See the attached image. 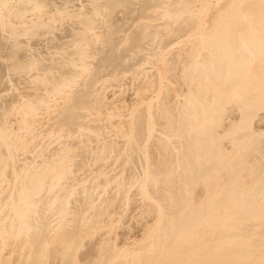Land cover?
Segmentation results:
<instances>
[{
  "label": "bare ground",
  "instance_id": "6f19581e",
  "mask_svg": "<svg viewBox=\"0 0 264 264\" xmlns=\"http://www.w3.org/2000/svg\"><path fill=\"white\" fill-rule=\"evenodd\" d=\"M8 1H10V0H8ZM19 1H20L19 3L21 5H23V7L26 5L25 3H27L28 5L31 4V3H32V5L33 4H38L39 5V4L45 2V0H19ZM89 1H91V0H89ZM177 1L181 2L182 4H184V2H186L187 0H177ZM50 2L54 3L55 1L51 0ZM103 2H104V0H103ZM109 2H110V5H111V9L112 8H116L119 5H122L124 7L129 8L130 5H131V0H110ZM256 2H257V5L260 6V4H259L260 1L259 0L258 1L255 0V3ZM49 3H48V0H47V3L45 4V6L47 4H49ZM53 3H52V5L55 6L56 4H53ZM105 3L106 2H104V4ZM155 3H156L155 0H141L140 1V8H139L140 12L143 13V14L152 15V12H151L150 9ZM263 3L264 2H262V5H264ZM233 4H235V3H233ZM233 4H232V7H233L232 9H234V7L237 8L235 5L233 6ZM5 5L7 6V0H0V11L4 7L6 8ZM205 5H207V4H205ZM229 5H231V3H229ZM229 5H227V6H229ZM238 5L240 6V4H238ZM39 6L41 7V5H39ZM45 6H44V8H46ZM48 6H49L48 9L51 10L50 9V8H52V7H50L51 3ZM102 6H104V5H102ZM225 6L226 5L224 4L222 9L225 8ZM239 6H238V8H239ZM258 6H257V8H258ZM261 6L259 7L260 8L259 9L260 12L258 11L259 13H257V11H256L257 8H256V6H254V9L256 8L255 10L253 9L255 11V15L258 14V16L254 17V18H251L252 16L251 17L249 16L251 12L248 15V13L244 12V9H243V12L246 13V14L241 12V14H236L234 17L231 16L230 18H228V15H227L226 18H228V19H225V17H221L220 18V16L223 15L222 13H221L222 15L219 14L220 16L217 15V17L220 18L221 20L219 19L220 20L219 21L218 18H217L216 19L217 21L215 23V25L217 24L216 25L217 27L214 25L215 28L213 26L212 27L214 29L211 28V32L213 30H216L215 32H217V33H213V34H216V36H214L212 34L213 36L210 37L211 35H210V32H209L207 39H209V37H210V40H207L208 42H206L207 45H208V49H209L208 53L210 52V55H211L210 59L207 60V58L209 56H207V57L204 56L205 57V61L202 60L203 62H199L198 61L199 57L197 56L198 53L196 54V51H191V49H190V51L188 50L189 52H186L187 54H185L186 56L184 55L185 56L184 58L183 57H179V56H178V60H175V58L173 59V57L171 58V60L173 59V61H171L172 66L169 69V72L166 71L168 65L166 67L164 65L163 68L165 69L164 71H166L165 74H167V73L170 74L172 71H175L176 69L180 68V70L178 69L179 70V74L181 72L180 78L183 77L181 80L185 79L186 80L185 83H187V85H189V88L187 86L188 89H187V91L185 93L183 91H185L186 88H185V90H183L184 88H183V86H181L180 87L182 89V91H181V89H179L178 86H177V89L180 92L177 91V93H175V94H177L176 96H178V94L183 92V94L181 93L182 97H184L183 96L184 94H185V97H186L185 100H184V98L182 99L183 100L182 102L180 100V98H182V97H179L178 100H180L179 102H181L180 104L178 103L179 105L175 104L176 102L175 103L173 102L174 98H172L171 95H170L172 93V91L171 90H167V91L164 90L165 93L162 91V93H164V94H163V96H162V98L160 100V104L158 103L159 105H158V107H156V109H154V108L152 109V107H151L152 106L151 103L153 102V100L150 101L151 103L148 102V103H150V105L147 104V106L140 105L142 107H138L139 104L136 105V106H129V107H131V109L129 108L130 112L128 111L129 113H127V111L125 110L126 111L125 113L128 114V118L126 117L127 118L126 120L124 119V121L122 123L117 125V127H121L120 129L119 128L116 129L117 128V127H115L116 124H113L112 123L113 121L111 122V120H110V123H112L114 128L112 127V125H110V127H112L113 130L116 129L117 131L119 130L118 132H120V133L117 132L116 136L119 137L118 134H120V135L123 136V139L125 138L124 140L123 139L120 140V141L123 140V144L121 142H119V141H116V142H119L120 144H122L121 151H120L122 156L127 157V159H132V160H135V161L138 160L139 161L138 163L140 164L142 162L140 157L145 155V151H144L145 148H146V150H148L147 148L153 147L154 149H156V153H158V155L156 157L155 164H154L155 168L153 167L154 170L151 169L154 161L150 158L153 161V163H152V165H150L151 167L149 166V169H151L153 171V172L151 171V173H153V175L151 176L150 175L151 173H149V175H148V172H146V170L148 171L147 165L144 166V167H147V169L143 171L144 168L141 167V164H140L141 169L143 168L142 172H140V173L144 172L143 174L146 177L144 178V180H145L144 183H143V181L142 182L139 181L137 183H140V182L143 183V185L142 184L140 185V187L142 186L141 187L142 188L141 191H143L141 193L148 194L150 196V197H147L148 201L153 199V202L155 201V203H153V204L156 205V206L155 205L154 206L157 207V209H160L161 212L162 211H166V209H167V211L164 213L167 216V218L165 217V220H164L163 214H161L163 218H161L160 217L161 215L159 214L160 218L156 216L158 218V220H156L157 218L153 214V216L156 218L155 220L157 221V225H155L153 227H157V230L154 228L156 231H155V233H152V235L150 236V239H149L150 242H148L149 240H147L148 243H146L145 241H146L147 238H149V236L148 237L146 236L147 238L145 240H143L146 244L143 242L145 244L143 246V244L141 243V245H142L141 247L142 248H139L141 250H139V251L137 250V252L134 249H133V251L132 250L131 251L130 250L127 251V249L123 250L122 246L123 245L125 246L126 245L125 243L123 245H120L121 246L120 247V246H118L119 243H117L116 240H113V242H112L111 241L112 239L109 236L106 235V233L109 230H113L116 226L115 227L112 226V228L114 227L113 229L108 228V231H106L107 230L106 229L105 230L106 233L103 230V233L106 235L105 237L106 238L109 237V238L105 239L104 236H103L104 234H103L102 236H103V239H105V241L100 238L101 241H103V242H101V243L99 242L98 248H97V245L96 246H92L91 245L94 248L96 247V249H98V250H99V247H100L103 251H105V252L108 251L107 253H105V252L102 253V251H97L96 250L97 253L99 252V254L96 255L97 253L95 252L96 253L95 254L96 258L92 259V257H94L93 256L94 253L91 251L92 248H89L88 251L85 250V252H83V253L78 250V249H80L81 246L85 245L86 241H87L86 243H88V239H89L88 235H91V236L94 235V234H91V233H93V229H96V227H97V229H99L101 227V225H105V221L104 222L101 221L104 224H100V226L97 225V224H99L98 222L102 219V217H100V216H103V215H100L101 211L99 212V210H102V206L100 207L101 209L99 208V210H97L98 211L97 213H100V214H98L99 215L98 217H96V215H95V217H92V215L90 214L91 217L89 216V219H87V217H86L87 215H85L87 213V211L90 209L88 207L89 204H90V206H92L91 204H92L93 201L90 199V195L92 194L94 196V194L89 192V190L91 189V191H95L94 190L95 188L99 189L98 186L100 185V183L98 184V182H99L98 179H94V181L97 180L96 184L98 186L95 185L94 181H92V183L94 182V184H91V187H89L90 189L86 190V188L89 186L90 182L88 181L89 182L88 183L86 181L87 183L83 184V182L85 180L84 179V180H81L83 182H81V183L78 182L79 185L77 187L79 188V187H81L83 185L87 186V184H88V186L87 187L85 186V188H83L84 186L81 187L84 190H80V194L79 193L77 194L75 192L76 190L74 191L76 194H74V193L72 194L70 192L73 196L76 195V196H74V199L72 201L77 199L76 202L80 201V204H77L78 206L75 204L77 208L74 209V206H75L74 202L75 201L71 203L72 205H74L72 209H74V211L76 210L75 212H71L72 209H70V212L75 215V218H73V219L76 221L75 222L76 224L73 223L74 226H71V225H73V224H71L72 223L71 220L74 221L71 218L72 215L69 218V219H71L70 220V222H71L70 224L71 225H69V223H67V222H69V219H68V221L64 219L65 222H62V223L57 221V222L60 223V224L58 223L59 225L57 227H60V229L63 230V231L61 230L62 233L64 234L62 236V233L58 232L59 234L61 233V237H60L59 240L61 241L62 244H59L60 246L55 247L57 245H56V243H54L55 246L52 247V244H49L46 235H47L48 232H50V231L54 232L56 230V229L53 230L54 229V225H55V223H54L55 221L52 222V220H54V218L56 220H58V218L55 217L56 214H55L54 218L51 220V216L54 213L52 211L53 207H54V209L58 210V213L60 214V216H61V214H64V216H65V211L66 210H64V208H65V205L67 206L65 201H67V199H66V197H68L67 193L70 191L68 189H70L69 187H71V188L73 187L72 190L74 188H77L76 185H73V184L70 186L71 182H73L72 180H74L73 178L75 177L74 176L75 173L72 171V165L74 163H69V162H74V161H69V160H71V158H73L72 157L73 154L76 155L78 150L79 151H80V149L82 150V146L84 148L86 146V144H88L87 142H89L90 140H94L93 142L95 143V139L97 140L99 138H102L104 135L107 134V131H108V130H106L107 123H104V125H106V126L102 125V128L106 127L103 130V131L106 132V134L104 133L103 136H101L99 138L96 137L95 139H90V138H92L91 136H93L94 134L95 135L98 134L96 132L94 133L93 131L92 132L94 134H92L90 132L92 129L91 130L88 129L89 131L88 130L84 131V129L87 128V127H84L87 124L86 123L87 120L83 121L82 118L84 117L83 113H86V112L85 111L82 112V110L80 111V109L81 108H91V107L94 108L93 106L95 105V103L97 105V103L102 102V99L99 96H97V95L94 98L91 97V94H92L91 82L93 84L94 80L96 81L97 79H104L102 77H106V79H107L108 78L107 76H110V75H111L110 79H111V81H113L112 80V76H113V78H115L117 76V74H120V73H121L120 74L121 76L116 77V79H114V80H117V78L120 80L123 77V75H122V74H124L123 71L130 64H131L130 66L132 67V62H133V61L131 62V60L127 62L125 60V58L130 56V53H129L130 51L138 50V49H140L142 47L144 39H145V36L149 32V31L147 32V30H146V28L148 27L147 22L142 23L141 27L138 30H136L134 32L132 31L133 33L130 32V34L132 33L131 36H129L130 39H131V42L129 44L130 46H128L127 48L125 47L123 50H121V49L118 50L117 48L115 49L114 46H112V47L110 46V47H107L108 49L106 48V51L104 50V52L102 54H100V56L98 55V58L96 57V59H95L96 60L95 61V68L93 70H91L92 71V76H91V80L89 79V81H90L89 83L85 82V83H81V86L78 85V87H80V88L74 89V91L75 90L76 91L73 92V94H72V92L69 91L70 88H69V90H66V91H69L72 94L70 100H68V98H67L68 102L64 103L63 106L60 109H58L59 112L53 118L54 120L51 119V117L54 116L53 115V116L50 117V119L48 118V120H46V121L50 122L51 120H53L51 122V125L50 124L47 125V129H48V126L50 125L52 127L53 126L57 127L60 131L64 130L65 133L63 132V134L64 135L66 134V136H68L70 140H69V142H67L68 141L67 137L66 138L64 137L63 140L67 139V141H66L67 143L66 142L62 143L63 142L62 141L61 144H59V146H58L57 150L55 151V153L52 150V152L54 154L51 155L52 152L51 153L49 152L50 153L49 155H51V156H48V154L46 155L44 153L45 150H44V152L42 151L41 148H43V147L41 145L40 146L41 153L43 152L44 156L50 157L49 159L46 158V162L44 161V159L43 160L41 159L42 162L40 160L39 162H41V163L40 164H36L37 162L35 160H37V158L34 156L35 155V149L37 148L38 144L40 145V144H42L44 142V139L48 136V133L50 132V129H52V127H51V128L48 129L49 130L48 131L46 128H44V129L42 128L43 125H44L43 121L45 119H43V121H41V124H43V125L40 126L41 128H39V129L40 130L41 129L44 130L45 133H47V131H48L47 135H45L46 137L44 138L43 135H42L43 138L41 137L40 139H43V140H40L42 142L40 143V141H39V143H38L37 140L39 138L37 139V136H36L35 138L37 140L35 139V141L37 142L36 143L37 146L35 145L36 148H33L34 150H32L34 152V155L32 154L33 153L32 151H31V153L28 151L29 152V156H30V154H32L34 156V159L36 158L34 160L36 163H34L32 161L33 160V156L30 157V159L32 158V160L28 159L30 162L26 158V159H23V160H27V161L21 160L22 163H19V161H20L19 159L22 158V157L20 156L21 154L18 155L17 153H20V152H18V150L20 149L19 147L24 149L23 148L24 147V142H26V141H21V139L26 134V131L27 132L29 130L32 131L33 126H32V123H28V126H30V125L32 126V128L30 129L29 127H27V124H25L22 121L24 123V125L26 126V128H28V130L26 129V131H24L25 134L24 135L22 134L21 135L22 137H19L17 135V133L20 130H22V128H18L20 130H16L17 131V133H16L13 130L14 129L13 125H15V124L12 125L13 122L9 121V123L12 126H8L7 122H8L9 119L7 120L5 118V116H4L2 121L0 120V260H1L0 264L1 263L2 264H110V263H112L115 260H117L118 264H162L163 260L166 259L167 257H171L173 259V264H190V262L192 260L205 261V263L209 262L211 260L212 264H229V263H232V262H240V263L244 262V264H258V263H261V260L264 259V237L262 236V234H264V230H263L264 229V221L262 220L264 218V130L263 131L253 130V128H251L250 125L255 120H257V121L260 120L259 113L262 114L261 112H259V110L264 105V97H263L264 96L263 95L264 94V67L262 69L258 68V69H260V72L259 73L256 72L258 74H256L257 76L255 75L256 76L255 79H253L254 77L253 78H249L248 77L251 80L248 84L244 80V84H247L246 87L244 86V88L241 89L242 84L240 86V82H242L243 78H246V73H251L249 71V66L251 65V62L254 60L253 58L255 56H258L259 57L258 58L259 61L260 60L262 61V59L264 60V58H262V57H264L263 56L264 52L262 51L264 49L263 48L261 49V44L264 42V6L262 8H261ZM22 8H21V12L20 11L16 12V15H17L18 12L22 13V15H23L24 11H25V13L28 11V8H26V6H25V8L27 10H22ZM92 8H95V7H92ZM97 8H99V6ZM16 9H18V8H16ZM31 9H32V7H31ZM38 9H39V7H38ZM42 9H43V7H42ZM64 9H66V8H64ZM64 9L61 8L60 10L62 12H64L63 11ZM205 9H206V7H205ZM18 10H20V9H18ZM60 10H58V11H60ZM191 11H193V10H191ZM191 11L189 9H187V8L185 9V8L174 7V8H171L169 13H168V16H169L168 18H170V20L171 19H174V20L179 19L178 18L179 13H182L181 15L183 16V19L181 21L179 20L178 22H176L177 23V29H175L180 34L184 33V32H187V31H189L191 29H194L196 27H199V22L192 16ZM220 11H219V13H220ZM39 12H40V10H39ZM234 12H236V10H233V11L231 10L232 14H235ZM237 12L240 13L239 11H237ZM14 13H15V10H14V12L12 14L10 13L11 16ZM25 13H24V15H25ZM225 14H226V12H225ZM16 15L14 14L13 16L17 17ZM181 15H180V17H181ZM252 15H254V14H252ZM8 17H7V19H8ZM5 18H3L4 21L7 20ZM84 18H85V16H84ZM112 19H110V20H112ZM98 20H100V19H98ZM226 20H227V22L230 23L229 25L233 26V30L232 31L229 30V32L231 31L230 34L227 32V30H226L227 28L223 29V27H227ZM22 21H24V20H22ZM242 21H245V24L247 22L248 25H249L248 29H247V27L245 29V30L248 31L247 36L243 35L244 32L242 34L239 33L241 31L238 32L237 28L239 27V25L242 24L241 23ZM25 22L27 23V21H25ZM83 22L86 23V25H84V27H79L80 24L77 25L79 27V29L81 28V30H82V28H83L81 33L78 32V34H80V36H78V34H77V37H78L77 41L78 40L81 41L83 39V37H84L83 34L85 35L86 33L89 32V31L87 32V30L93 29L94 24H95L96 21L94 22L93 19L87 18ZM218 22H219V24H218ZM4 23L5 22H3V24ZM176 23L174 21V23H172V24L174 25ZM98 24H99V22H98ZM26 25H25V27H28L29 24L27 26ZM74 25H76V24H74ZM74 25H73V27H74ZM15 26L16 25H14V27ZM18 26H21V25H18ZM81 26H83V23H81ZM106 26H108V24H106ZM126 26H128V25H126ZM155 26H157V25H155ZM11 27H12V24H11ZM38 27H41V25H39ZM48 27H50V26L48 25ZM78 27L75 26V28H77V29H78ZM42 28H45V27H42ZM53 28H50V30H53ZM96 28H98V27L96 26ZM45 29H44V31H45ZM67 29H69V28H67ZM71 29L72 28H70L69 30H71ZM39 30H40V28H39ZM47 30H49V28ZM121 30H123V29H121ZM175 30H174V32H175ZM19 31L21 32L22 30H19ZM31 31L32 30H30V32ZM53 31H55V30H53ZM68 31L66 30L67 33H68ZM150 31H152V30H150ZM70 32L71 31H69L68 34H70ZM202 32L203 31H201L200 36L203 35ZM227 33H228V35H227ZM156 34H158V33H156ZM12 35L16 38V40H17V37L18 38L20 37L18 35H14V34H12ZM71 35H70V37L67 36V35H64V37H66L67 39L69 37V41H70L71 40L70 39ZM86 35L88 36V34H86ZM173 35H174V33H173ZM72 36H74V35H72ZM159 37H160V34H159L158 38ZM205 37H203V38L200 37V39L202 38L203 41L205 42ZM4 38H5V36H4ZM66 38H64V41H65ZM74 38H76V36H74ZM74 38L72 40H75ZM197 38H199V37L197 36ZM11 39H13V38H11ZM95 39L97 40V38H94V40ZM161 39H162V41H164V38L161 37ZM174 39H175V37H174ZM202 39H201V42H203ZM3 40L0 39V42H3ZM58 40L55 42V44L58 43V45H59L60 43L62 44V42L64 43V41L60 40L58 42ZM19 41H16L17 43L15 42L16 43L15 47L17 46L18 49H19V47H21V44H20ZM22 41L23 40H21V42ZM100 41L102 42V40H100ZM159 41H160V38H159ZM159 41H157V44H158ZM199 41L200 40H198V44H199ZM159 43L160 44H164V43H161V42H159ZM55 44H54V46H55ZM61 44H60V46H61ZM75 44L77 45V43H75ZM83 44L82 43L78 44V46L74 50H72L71 53H75L76 57H73V58L72 57H68V55L69 54L71 55V53L64 51V53L65 52L69 53V54L66 55L67 57H65L64 60L66 59V62L68 63V66H70V70L72 71L70 73L71 75L70 74H68V75L67 74L66 75L65 74H60L59 76H49L48 75L46 77V80H47V84L46 85H47V87L45 88V89H47L48 93H52L53 94V93H56V92H59V91L63 90V88L65 86H67V84H70V83L75 81V77L80 75L78 73H81L85 69H87L88 65L87 66L85 65L86 64L85 60L87 58V55L89 54V53L86 54V52L89 49L86 51V47L87 46L84 47ZM201 44H200V46L199 45L198 46L202 47ZM111 45H113V44H111ZM159 45H158V47H159ZM198 46H197V48H198ZM1 47H2V45L0 46V48ZM15 47H14V49H15ZM23 47H26V46L23 45ZM117 47H118V45H117ZM192 47H194V46H192ZM33 48H32V51H33V54H35L34 51L36 50V48H35V50ZM52 48H53V46H52ZM186 48H188V46ZM206 48H205V50H206ZM148 49H150V48H148ZM148 49H145V50H148ZM152 49L153 48H151V51H154ZM29 50L30 49H28L27 53L29 52ZM41 50H43V49H41ZM64 50H66V49L64 48ZM184 50H187V49H184ZM38 51H40V50L38 49ZM141 51L142 50H140V52ZM148 51H150V50H148ZM155 51H157V49H155ZM17 52H15V54ZM261 52H263V53H261ZM19 53H21V52H19ZM27 53H26V55H27ZM38 53L39 52H37L35 55L37 56ZM59 53L60 52H58L57 54H59ZM137 53L131 54V55H133V57L136 58L134 55H136ZM148 53H150V52H148ZM30 54H31V51H30ZM30 54L28 53V55H30ZM57 54H56V56H57ZM65 54H64V56H65ZM151 54H150V56H151ZM26 55H25V57H26ZM23 56H21V58ZM58 56H60V55H58ZM61 56H63V55H61ZM25 57H23L22 59H20V57H19V58H17V61L14 58V60H15L14 62L15 63L12 61V65L16 66V67H22V68H32L34 66L35 62H36L35 59L37 57H39V56H37L35 59L33 57H27V58H25ZM89 57H91V55ZM133 57L131 56V59ZM139 57H142V56L139 55ZM260 57H261V59H260ZM2 58L0 59L1 62H2ZM155 58H156V56H155ZM179 58H183V59L179 60ZM87 59H89V58H87ZM4 60H6V59H3V61ZM11 60H13V58H11L10 61ZM37 60H39V59H37ZM47 60H48V58H47ZM58 60H61V59H57L55 62H57ZM91 60H92V58H91ZM143 60H145V59H143ZM50 61H51L50 63L54 62V60H51V59H50ZM134 61H138V60L134 59ZM129 62H131V63L128 65ZM138 62L140 63L141 61H138ZM5 64H7V63H5ZM9 64H10V62H9ZM9 64L6 65L7 69L5 68L6 69L5 71H7V73H8V69L15 68V67L9 68ZM41 64H42V62H41ZM140 64H142V63H140ZM145 64L147 65V62ZM150 64H152V62ZM2 65L3 64L1 63V66ZM40 65H37V66H40ZM142 65H144V63ZM137 66L139 67L140 65H137ZM44 67L45 66H43V67L40 66L38 68V69H40L39 71L36 69L38 74L43 69H44V71L46 70ZM65 67H64V69H66ZM138 67H137V69L140 68L139 69V71H140V70H144V68L146 66H143V69H141L142 66L139 67V68ZM258 67H260V66H258ZM128 68H127V70L130 73L132 71V68H131L130 71H129ZM3 70H4V68H3ZM127 70H125L126 71L125 74L128 76ZM31 71H28V73L26 72L27 75L33 73V71L32 72ZM139 71L137 70V73ZM247 71H249V72H247ZM133 72H136V69ZM133 72H132V75L134 76L135 74H133ZM154 72H156V71H154ZM154 72H153V74H154ZM1 73H3V72H1ZM62 73H63V71H62ZM174 73L175 72H173V74ZM177 73H176V75H177ZM17 74H20V77H21V73H16V75ZM53 74H55V73H53ZM83 74L84 73H82L81 75H83ZM89 74H91V73L89 72ZM125 74H124V76H125ZM252 74H253V72H252ZM1 75H0V78H2ZM7 75H8V78H10L9 73ZM22 75H23V72H22ZM27 75L25 74L21 78H23V77H25ZM114 75H116V76L114 77ZM129 75H131V74H129ZM158 75L160 76V73ZM13 76H14V74H13ZM84 76H86V75H84ZM131 76H129V78ZM152 76H154V75H152ZM168 76L172 78L174 75L173 76L172 75L171 76L168 75ZM253 76H254V74H253ZM3 77H6V74H5V76L3 75ZM124 78H128V77H123L120 81H122V82H123V80L125 81L126 79H124ZM155 78H157L156 75H155ZM155 78L152 77L151 81H153V82L157 81L159 84L162 83L161 81L159 82V80H161V78L158 77L159 79L157 78L158 80L154 81ZM176 78H179V77H176ZM106 79H105V81H106ZM5 80L7 81L9 79L6 78ZM107 80L110 81L109 78ZM205 80H208V84L210 83V81L212 82L211 84L213 85V89H212V92L209 91L210 93L207 90L208 87H206V86L208 84L207 85L205 84V82H207ZM43 81L44 80H42V81L40 80V83L43 82ZM80 81L83 82V79L82 80L80 79ZM1 82H3V81H1ZM12 82H13V80H12ZM117 82H119V81L117 80ZM125 82L127 83V81H125ZM125 82H123V83H125ZM179 82H180V80H179ZM179 82H178V84H180ZM40 83H38V84H40ZM112 83L110 82V84H112ZM170 83H172V82H170ZM182 83H184V81H182ZM185 83L181 84V85H185L186 86ZM115 85H117V83ZM155 85H158V84H155ZM167 86L168 85L166 84V87ZM74 87H75V85H74ZM74 87H71V88L73 89ZM156 87H158V86H156ZM209 87H212V86H209ZM160 88L161 87H159V89ZM45 89L43 90L44 93L46 91ZM168 91H171V93H169ZM29 92H30V90H29ZM61 92L64 93L63 91H61ZM61 92H59L57 96L60 97L59 94ZM99 92L97 94H99ZM160 92H161V90H160ZM173 92H175V91H173ZM30 93L29 94L27 93V95H28V97L32 98V96H29V95L32 94V93L31 94ZM65 93H67V92H65ZM16 94H18V93H16ZM94 94H96V93H94ZM101 94H102V92H101ZM34 95H35V93H34ZM44 95L45 94H43V96ZM142 95H140V96H142ZM154 95H155V92H154ZM161 95H159V96H161ZM232 95H233V97L236 96L237 98L239 97L241 99V100L238 99V100L241 101L240 103L238 102V103L234 104L235 106L238 105V107L241 109L240 110L241 114L238 113V114H240V115H238L237 112L234 113L235 112L234 110L231 112L230 108H229V111L231 112V115H229V116L231 117L232 113H233V114L236 115V117H237V115L240 116L239 117L240 120L236 121V122H235V120H234V122H231V120L229 122L228 121L226 122L225 121V118L227 116L226 108L229 107V106H226V103L228 101V98H230V96H232ZM143 96H145V100H146V95H143ZM176 96H174L175 99H176ZM36 97H38V96H36ZM61 97H63V99H64V96H61ZM158 97H156V99ZM11 98H10V100H11ZM20 98H21V96H20ZM22 98H23V101H24L25 95ZM30 98H28L26 103L29 101ZM42 98L43 97L38 98V103L41 102L44 99V98L43 99ZM147 98H149V97H147ZM14 99H15V97H14ZM34 99L37 100V98H34ZM34 99H33V101H34ZM135 99H139V98L135 97ZM143 99H144V97H141L138 100V102L141 101V100L144 101ZM153 99H154V102H155L156 99L155 98H153ZM159 99L156 100V102H155L156 104H157ZM106 100H107V98H106ZM149 100H151V99H149ZM232 100H233V98H232ZM30 101H31V99H30ZM51 101H53V100H51ZM107 101H106V103H107ZM6 102H9V99ZM29 102H28V104H29ZM48 102H49V100H48ZM235 102H237V101H235ZM108 103L111 104V102H108ZM142 103H140V104H142ZM155 103H153V105ZM37 104H36V101H35V104H32V106L36 105V107L33 108L34 111L36 110L35 108H37L39 106V105L37 106ZM112 104H114V103H112ZM8 105H9V103H8ZM20 105H22V104H20ZM42 105H40L38 108L44 110L43 109L44 107ZM56 105H58V104L56 103ZM56 105H54V106H56ZM99 105H100V103H99ZM99 105H97V106H99ZM228 105H229V103H228ZM232 105H233V103H232ZM28 106L31 107V104L28 105ZM109 106L112 107L111 105H109ZM121 106H122V104H121ZM123 106H125V105L123 104ZM41 107H43V108H41ZM100 107H101V105H100ZM110 107H107V108H110ZM58 108H59V106H58ZM31 109H32V107H31ZM33 109H32V111H33ZM101 109L103 110V108H101ZM101 109L99 111L100 113H101ZM124 109H127V106ZM93 110H91V111L89 110V111L92 112ZM107 110H109V109H107ZM235 110H236V107H235ZM23 111L24 112L26 111L27 113L26 112L25 113L27 115L30 112L29 108L26 109V107H25V110L23 109ZM86 111H88V110H86ZM95 111H97V110H95ZM119 111H121V113H122V108H121V110L119 109ZM53 112H55V111L53 110ZM56 112H57V110H56ZM107 112H105V113H107ZM116 112H118V110ZM2 113H5V112H2ZM11 113L13 114V111ZM14 113H15V110H14ZM32 113H34V112H32ZM26 114H25V116H26ZM30 114L31 113H29L28 116H32L33 115V114L30 115ZM107 114H109V113H107ZM119 114H118V117H120ZM126 114H124V115H126ZM16 115H18V114H16ZM46 115H47V113H46ZM92 115H93V113H92ZM100 115L101 114H99V116ZM111 115H108L106 117V119L109 116H111ZM114 115H112L110 118L112 119L114 117ZM13 116L15 117V114ZM44 116H45V114H44ZM94 116H96V115L94 114ZM16 117H18V116H16ZM16 117L14 119L17 120ZM85 117H86V114H85ZM99 118H98V120H99ZM231 118L235 119V117H231ZM231 118H227V120L231 119ZM263 118H264V116H263ZM120 119H123V118H119V121H120ZM10 120H12V119L10 118ZM21 120H22V117H21ZM32 120L33 119H31V121ZM36 120H38V119H36ZM98 120L96 119L95 121L97 122ZM100 121H102V119ZM102 123H103V121H102ZM116 123H119V122H116ZM155 123L159 124L161 126V127H159L160 129H158L160 133L154 131V129L157 130V125H155L156 127L153 128ZM260 123H261V121H260ZM16 124H18V123H16ZM96 124H94V125H96ZM21 125H22V123H21ZM261 125L262 124H260V128L262 127ZM16 126L17 125H15V127ZM18 126H20V124H18ZM25 126L22 125L23 128ZM99 126H96V128H97L96 130H99L98 129ZM83 127H84V129H83ZM34 128H35V125H34ZM92 128H94V127L92 126ZM258 128H259V126L256 127L255 129H258ZM39 129L37 128L34 131L37 132V130H38V132H39L40 131ZM58 129L55 128V130H57L59 132ZM107 129H110L109 126H108ZM23 130H25V128ZM96 130H94V131H96ZM261 130H262V128H261ZM30 131H29V133H30ZM34 131H32V132H34ZM99 131H97V132H99ZM111 131H112V129H111ZM32 132L30 133L31 135H32ZM41 132L39 134L40 136H41ZM56 132L53 133V134L51 132L50 133L52 135H54V134H56ZM58 132H57V134H58ZM88 132H89V134H88ZM100 133H103V132L100 131ZM108 133L113 134L112 138H114V134L116 133V131L114 130V132L112 131V133L109 131ZM57 134L55 136H57ZM90 134H92V135L90 136ZM31 135H28V136L26 135L27 138H26V136L23 137V138L28 139V137L31 136ZM34 135L35 134H33V136ZM59 135H61V134L59 133ZM100 135H102V134H100ZM33 136H31V137H33ZM109 136L110 135H108V137ZM31 137H29V138L31 140H33V142H34V137H33V139ZM52 137L54 138V140L56 139L54 136H52ZM52 137H50V138H52ZM60 137L62 138V136H60ZM60 137H58V138H60ZM108 137L106 136V137H103L102 139H104V138L105 139H110L111 138V137L110 138H108ZM50 138L48 136L49 140H50ZM115 138L117 139V137H115ZM102 139H100V140H102ZM225 139L226 140L228 139L227 142L230 141L231 144H233V146L236 147V149L237 148L239 149L240 147H242L244 149L243 154L239 155V153L237 151V154L235 153L237 156L234 157V155H232L233 156L232 158L227 156V154L229 152L227 154L226 153L224 154V152H226L227 150H229V151L231 150V149L225 150L226 147H224V146H226V145L228 146V143H226L224 141ZM54 140L51 139V142H53ZM56 140H62V139H56ZM56 140L54 141L55 143L59 142V141H56ZM100 140H99V144H101V142H102ZM113 140L114 139H111L110 143H112ZM20 141L23 142V143L20 144V146L18 147V145H19L18 143H21ZM27 141L30 142L29 139ZM104 141H103L102 144L105 143ZM31 142H30V144L33 143V142L32 143ZM48 142H50V141H48ZM224 142H225V144H224ZM45 143H46V141H45ZM55 143H52V144H55ZM68 143H70L71 145L69 144V146H68ZM96 143H95V145L98 146V147L96 146L98 148V151L96 150L97 148L95 150H92L93 148H95L94 147L95 145L94 146L91 145V147L93 146L92 149H91V152L93 151V153H94V152L97 151V153L94 154L95 156L97 154L96 158H100V157H104L105 158L106 157L105 155L108 154L107 153L108 150L106 152L105 149L108 147L107 146L108 144H109V146L112 145V144L107 143V145L106 144L105 145H100V147H99V145L96 144ZM30 144L27 143V145H30ZM33 144L31 145V147L34 146ZM49 144L50 143H47V145H49ZM89 144H91V143H89ZM21 145H23V146H21ZM27 145L25 144V146H27ZM43 146H44V144H43ZM45 147H44V149L47 150V148L50 147V146H48L47 148H45ZM52 149H54V145H53ZM84 149L87 152V149L86 148H84ZM89 149L90 148H88V150ZM233 149H235V148H233ZM36 150H39V148L36 149ZM111 150H109V151H111ZM153 150H151V151H153ZM24 152L25 151L23 150L21 153L24 154ZM26 152H25L24 155L23 154L22 155L25 156ZM46 152L48 153V151H46ZM83 152H84V150H83ZM91 152H89L88 155H86V156L88 157ZM143 152H144V154H143ZM147 152H149V150ZM174 152L179 153V155H180L178 164L174 163V161H176V160H173ZM38 154H39V159H40V156H42V158H45V157H43L42 154L40 155L39 152H38ZM147 154L148 153H146V155ZM229 154H231V153H229ZM92 155L93 154H90L91 159H92ZM108 155H110V154H108ZM119 155L118 156L115 155V156L118 159H120L119 157L121 155L120 156ZM149 155H151V154H149ZM176 155H178V154H176ZM176 155L174 156V158L178 157V156L176 157ZM255 155H257L259 157V159H258L257 163H255V161H254L255 166H254L253 169H251L252 171L254 170L253 171L254 176L252 177V179L249 182H247V183L243 182L242 183L241 182V177H243V175L247 172V169H248L247 163H251L254 160L253 157ZM17 156H19V157H17ZM145 156H143V157H145ZM76 157H79V155L76 156ZM81 157L82 156L80 154V158ZM87 157H84V159L85 158L87 159ZM104 158H102V159L100 158L101 160L100 159H94V160H99V162H98V164H99V163L103 162ZM146 158H148V156H146L145 159ZM84 159H82L83 163L81 161V162H79L77 164L78 168H83L84 164H85V166L88 167V163H90V162L88 161V163L86 165V162H85ZM111 159H113V157ZM115 159H114L113 162H115ZM151 160H150V164H151ZM154 160H155V158H154ZM31 161L33 162L34 165L32 164ZM100 161H102V162H100ZM144 161H146V160H144ZM28 162H29V164H32V165L29 166ZM104 162H105V160H104ZM117 162H118V160H117ZM125 162L126 161H124L123 167L125 165ZM147 162H148V160L146 161V164H147ZM93 163H94L93 165H95V161H93ZM131 163H133V162H131ZM115 164H118V163H115ZM134 164H133V166H134ZM112 165L114 166V163ZM19 166L21 167L22 172H18ZM102 166H104V165H102ZM251 167H253V166L250 165V168ZM76 168L75 167L73 168V169H75L74 171L77 170ZM117 168L118 167L116 166V169ZM100 169H99L100 172L104 171V170L101 171ZM132 169L133 168L131 167V172H132ZM80 170L82 171V169H80ZM89 170H91V169H89ZM107 170H108V172H110L109 166H108ZM217 170H220V171L222 170V172H223V174L221 172V175H223V177H222V180H223L222 182L223 183H222V186L220 188L218 187L219 180H220L219 177H210L209 178V175L212 174L213 172L217 171ZM79 171H76V172L79 173ZM96 171H98V170L96 169ZM113 171H114V169H113ZM112 172H111V174H112ZM72 173H74V174L72 175ZM93 173H99V172H92L91 174H93ZM103 173H104V175H106L105 172H103ZM103 173L98 174V176L100 175V177H101V175ZM120 173H122V170H121ZM138 173H139V171H138ZM140 173L138 174V176L140 175ZM70 174L72 175L73 178L70 177V178H72V180L69 178L71 182H69V181L67 182V183H70V184L68 185V184L65 183L67 186H66V188H63L64 183H63V185L61 183H62L63 179L67 178L66 176L70 175ZM83 174L81 173V175H83ZM91 174L89 176H92ZM116 174L114 173V175H116L118 177L120 176V175H118L119 173H116ZM123 174H124V172H123ZM143 174H141V175H143ZM78 175H80V174H78ZM135 175L137 176V174H135ZM94 176H96V175L94 174ZM131 177H133V176H131ZM137 178L140 180L139 177H137ZM77 179H79V178H77ZM89 179L93 180L91 178H89ZM122 179H123V176H122ZM112 180H114V178ZM132 180H134V182L138 181L137 179L135 181V178L131 179V181ZM242 180H244V179H242ZM100 181H102V180H100ZM116 181L117 180H115V183H114L115 185H116ZM74 182H75V180H74ZM152 182L153 183L154 182L155 183L158 182L161 185V190H159L158 187H157V189L159 191H156L154 189V185L152 186L153 187L152 189H154V190L147 189V185L149 183H151V185H152ZM202 182H204L203 188H201L202 189V194L204 192V199L203 200H201V199L199 200V198L197 196L199 195V197H200V192L198 191V193H197V190H199V189H197V187H198L199 184L201 185ZM78 183H76V184H78ZM137 183H136V185H138ZM80 184H81V186H80ZM121 184L122 183L120 182L119 183V187L121 186V188H122L123 184L122 185ZM132 184H133V182H132ZM46 185L49 186L50 188H52L51 190L57 189L58 186L59 187L62 186L61 188L64 189V191H65L64 194H66V195L58 194V193H57L58 195H51V196H50V194L48 196H46V194H48V193H46L44 195H41V192L44 191V188H45ZM105 185H106V187L108 186L107 184H105ZM105 185H104L103 188H105ZM160 185H159V187H160ZM92 186L95 187V188L92 189ZM100 186H102V184ZM131 186L132 185H130V188H131ZM155 186H158V184H155ZM109 187H111V186L109 185ZM138 187H137V189H139ZM81 188H79V189H81ZM42 189H43V191H42ZM48 189H47V192L49 191ZM63 189H62V191H63ZM66 189H67L68 192H66ZM100 189L97 190V193L100 192ZM120 190L121 189H119V191ZM129 190H131V189H129ZM129 190H126V191H128V193H129ZM50 191H49V193H51V192L53 193V191H51V192ZM56 191L59 192V189H57ZM135 191H136V189H135ZM102 192H103V190H102ZM112 192H110V193L112 194ZM60 193H62V192H60ZM98 194L100 195L101 192L98 193ZM98 194H96L97 195V199H98ZM126 194L127 193H125V195ZM102 195L103 194H101V196ZM151 195H152V197H151ZM71 196H70L69 200L72 198ZM77 196H78V198L80 197L79 201H78ZM116 196H119V195L117 194ZM125 197H127V195ZM35 198H39V200L41 202L40 203H36V201H39V200L38 199L35 200ZM64 198H65V200H64ZM119 198L120 197H118V199ZM147 198H145V199H147ZM103 199L104 198L102 197V200ZM126 199L128 200V199H131V198H130V196H128V198H126ZM69 200H68V202H69ZM106 200H107V198H106ZM106 200H104V201L106 202ZM111 200H113V199H111ZM45 201H48V202L50 201L52 206H49V207H50V209L52 208L51 211L53 213L51 211H48V212H51L52 215L51 214L49 215V213L47 211L46 212L43 211L44 209L47 208L46 206L48 205V202L46 203L47 204L46 205ZM87 201H90L91 203L88 202L89 204L88 203L86 204L87 207L85 206L86 208H83L84 207L83 204L86 203ZM109 201H108V204L111 205L112 202H109ZM115 201H116V199H115ZM115 201H114V203H115ZM123 201H124V199H123ZM129 201H127V202H129ZM160 201H161V203H160ZM94 202H100L99 204L101 205V201H97L95 199ZM116 202H118V201H116ZM119 202H122V200L121 201L119 200ZM41 203H42V205H40V206L43 207V208L41 209V207H40L39 210H41L42 213L40 212V213L37 214L36 212L38 210L36 209L37 211L36 210L34 211L33 209L37 208L39 206L37 204H41ZM148 203L150 204V202H147V204ZM106 204H107V202H106ZM147 204H146V208L149 206V205L147 206ZM102 205H103V203H102ZM121 205L123 207V205H125V204L123 203ZM161 205H163L162 209H165V210H161ZM93 206H95V205H93ZM106 206H108V205H105V207ZM49 207H48V209H49ZM67 207H66V209H67ZM95 207L93 208L94 211H95ZM120 207H118V208H120ZM87 208H89V209L87 211H85ZM118 208H116V209H118ZM157 209L156 210L154 209V210L157 212ZM57 210L55 211L56 213H57ZM91 210L92 209H90V211ZM90 211H88V213ZM115 211L116 210H114L112 214L116 213ZM119 212H120V210H119ZM119 212H117V214ZM140 212L143 213L144 211L143 212L140 211ZM90 213H93V210ZM106 213H108V212H106ZM158 213H159V210H158ZM59 214H58V216H59ZM102 214H104V213L102 212ZM109 215L111 216L110 213H109ZM114 215H116V214H114ZM60 216H59V218H60ZM62 216H61V218H62ZM106 217L108 218V220L110 219V217H108V215ZM106 217H105V219H106ZM148 217L150 219V215ZM67 218H68V216H67ZM112 218L110 219L111 221H112ZM115 219H116V217H115ZM115 219H113V221L118 220V223H119L120 220L119 219L115 220ZM151 221H153V220H151ZM107 222H109V221H107ZM107 222H106L107 225L108 224L110 226L113 225V224H110V223H107ZM150 222H147V224H150L151 227H152L153 224H156V223H154L155 221H153V223L151 222L152 224ZM52 223H54V225ZM111 223L115 224V222H111ZM143 223H144V221H143ZM251 223L254 225L253 228L249 227V225ZM145 226L147 228L148 225H145ZM102 227L105 228L106 225L102 226ZM143 227H144V224H143ZM148 228H149V226H148ZM57 230H58V228H57ZM147 230L148 229H145V231H146V232L144 231L145 234L147 233ZM261 230H263V232ZM100 232L101 231H99L98 233L100 234ZM148 232H149V230H148ZM150 232H154V231L152 230ZM88 233H90V234H88ZM53 234H57V233L54 232ZM86 235H87L88 239L85 240V242H84V239L86 238ZM95 235L97 236L98 234H95ZM95 235H94V237L91 238V240H94ZM136 235L134 236L135 238H136ZM146 235H148V234H146ZM100 236H101V234H100ZM141 236H143V235H141ZM26 237H28V239L29 238L31 239V240L29 239L30 240L29 242H31L32 244H29V245H30V247L32 245L31 248L33 249L32 250L33 252H30V250L24 249L25 252H23V254L26 253V251L30 252V253H28V256H27V253H26V255L24 254L23 256H25V257H21V260H22V258H24L25 261L22 260L23 263H19V261L17 260L16 256L14 258V255L16 254L15 253L16 250H15L14 246H15L16 240H18V239L21 240V241L20 240H18V241H20V243L22 245V242L23 243L25 242L23 240H25ZM54 237H56V236H54ZM62 237H64L63 242H62ZM122 237L125 238V236H122ZM134 237H132V238H134ZM137 237H139V236H137ZM96 238L98 240V237H96ZM124 238L122 239V241L124 240ZM135 238H134V240H135ZM48 239H50V238H48ZM109 239H111V240H109ZM139 239H140V237H139ZM94 241H95V243L97 242L96 239ZM114 241L118 245L115 244ZM126 242H127V240H126ZM95 243H92V244H95ZM16 245H18V243ZM127 245H129L128 242H127ZM134 246H135V244H134ZM30 247H28V248H30ZM88 247H90V246L88 245ZM16 248H17V246H16ZM21 248L23 249V247H21ZM21 248H17V252H18V249L22 250ZM86 248H87V246L83 247V250L86 249ZM77 250L81 253V256L78 257L79 258L78 261H73V257H74V255H75ZM81 251H82V248H81ZM91 252L93 253L92 257H90L91 254H92ZM100 252L102 254H100ZM20 253H21V251H20ZM149 254H151V256H149L150 260L147 261V258H149L148 257ZM18 255L22 256V254L21 255L18 254ZM42 256H47L46 257L47 261L45 260V262H42L41 261V257ZM168 264H169V262H168ZM203 264H204V262H203Z\"/></svg>",
  "mask_w": 264,
  "mask_h": 264
},
{
  "label": "rangeland",
  "instance_id": "374dc122",
  "mask_svg": "<svg viewBox=\"0 0 264 264\" xmlns=\"http://www.w3.org/2000/svg\"><path fill=\"white\" fill-rule=\"evenodd\" d=\"M12 1V2H11ZM18 1V2H17ZM51 1V0H50ZM49 0H48V3L50 2ZM53 1H55L54 3L53 2H50L51 3V6L50 7H52V8H50L51 10H49L48 8H49V4H47L46 6H45V4L47 3V0H45V2L44 3H41V4H39V5H41V7L38 5V4H33L32 5V3L31 4H27V3H25L26 5V8H28V11L25 13V11H24V13H25V15H24V13H23V15H22V13H17V15H16V12L17 11H20L21 12V8L23 7V5H21L19 2V0H10V1H8L7 0V6H6V8L4 7L1 11H0V39H4L3 40V42H0V46L2 45V47L0 48V59L2 58V62L0 61V73L1 72H3V73H1L0 75L2 76V78H0V82L1 81H3V82H1L0 83V106L2 107H0V120L2 121V119L4 118V116H5V118L8 120V122H7V125L8 126H12L13 124H15V125H17L18 126V124H20V126H16L15 127V125H13L14 127V131L17 133V131L16 130H20V129H18V128H22V130H20L18 133H17V135L19 136V137H22L21 135L23 134H25V132L24 131H26V129L28 130V128H26V126L24 125V123L25 124H27V127H29L30 129L32 128V126H33V128H32V131H34V130H36L37 128L39 129V128H41L40 126H42L43 124V129L44 128H46L47 129V125L48 124H50L51 125V122L54 120L53 118L58 114V112H59V110L58 109H60L62 106H63V104L64 103H67L68 102V100H70V98H71V96H72V94H73V92H75L74 91V89H78V88H80V87H78V85L79 86H81V83H85V82H87V83H89L90 81H89V79L91 80V76H92V71L91 70H93L94 68H95V59H96V57L98 58V55L100 56V54H102L103 52H104V50L106 51V48L107 47H112V46H114V48L116 49H118V50H123L125 47L127 48L128 46H130L129 44H130V42H131V39H130V37L129 36H131V34L134 32V31H136V30H138L140 27H141V24L142 23H144V22H147V24H148V27L146 28V30H147V34H146V36H145V39H144V42H143V45H142V47L140 48V49H138V50H132V51H130L129 53H130V56H128V57H126L125 58V60L128 62V61H130L131 60V62H132V67L130 66L131 64V62H129L128 63V67H126V69L125 70H127V68L129 69V71L131 70V68H132V71L129 73L128 72V70H127V73H128V76L125 74L126 73V71L124 72L123 71V73L125 74V76H124V74H122L123 75V77H128V78H124V79H126L125 81H127V83L123 80V82H125V83H123L122 81H120L118 78H117V80L119 81V82H117V80H114V79H116V77H119V76H121L120 74H117V76L116 75H114V77L115 78H113V76H112V80L113 81H111V79H110V77H111V75L110 76H107L108 78H109V80L110 81H108L107 79H106V77H102V78H104V79H97L96 81L94 80L93 81V84H92V82H91V87H92V94H91V97L92 98H94V97H96V95L97 96H99L101 99H102V102H99L100 103V105H101V107H100V105H99V103H97V105H99V106H97L96 105V103H95V105L93 106L94 108H81L80 109V111L82 110V112H86V113H83L84 114V117H85V114H86V117L84 118H82V120L84 121H86V125L84 126V127H87V128H85L84 129V127H83V129H84V131H86V130H91L90 132L92 133V134H94L95 132L96 133H100V131H102L103 133H100V134H102V135H93V136H91L92 134H90V136L92 137V138H90V139H95L96 137L97 138H99V137H101V136H103V134L105 133L106 134V132L105 131H103L106 127L108 128V126H109V128L110 129H107L106 128V130H108L107 131V134L108 135H110L109 137H108V135L106 134V135H104L103 137H108V138H110V139H102V138H99V139H95V143L96 144H98L99 145V147H100V145H107V143H110L111 142V139H114L113 141H112V143H110V144H112V145H110L109 146V144L106 146L107 148L105 149V151L107 152V150H108V154H110V155H108L107 153V155H105L106 157L104 158V157H100L101 159L102 158H104V160H105V162H104V160H103V162L102 161H100V162H102V163H99L98 164V162H99V160H94V159H100V158H96V156H97V154H96V156L94 155L95 153H97V151H98V146L97 145H95V143L93 142L94 140H90L89 142H87L88 144H86V146L84 147V148H86L87 149V152L85 151V149L83 148V146H82V150L80 149V151L78 152L77 151V153H76V155H74L73 154V158H71V160H69V161H74V162H69V163H74L73 165H72V171L75 173V177L73 178L72 177V175L74 174V173H72V175L70 174V175H67L66 177L68 178H64L63 179V181H62V185H63V183H64V185H63V188H66V184H70V183H67L68 181L69 182H71L70 181V179L72 180V178L75 180V182H74V180H72L73 182H71V184H70V186L73 184V185H76V187L79 185V183L78 182H83V181H81V180H84V182H83V184H86L88 181L90 182H88L89 183V186H88V184H87V186L86 185H83V186H81V184H80V186L81 187H83V188H85V186L87 187L86 188V190L88 189H90L89 187H91V184H94V182H95V185H97L96 183H97V180L96 181H94V179H98V184L100 183V185L102 184V186H98L99 187V189H100V192H101V194H103L102 196H101V194L99 195L98 193H100V192H98L97 193V190H99L98 188L96 189L95 187H93L92 186V189H94L95 191H91V189L89 190V192H91V193H93L94 194V196L92 197L91 195H90V199L93 201H91L90 199V201L92 202V206H90V204L89 203H91L90 201H87L86 203H84L83 205H84V207L83 208H86L87 207V203L89 204V208L90 209H92L93 210V213H90V212H92V210L90 211V209L89 208H87L85 211H87L88 209V211H90L89 213H88V211H87V213L85 214V215H87L86 217H87V219H89V216L91 217V215H92V217H95V215H96V217H98L99 215L98 214H100V213H97L98 211L97 210H99V208L102 206V210H99V212L101 211V214L100 215H103V216H100V217H102V219L98 222L99 224H97V225H99L100 226V224H104V223H102V222H104L105 221V225H106V227L105 228H103L102 226H105V225H101V227L99 228V229H97V227H96V229L98 230H96V229H93V233H91V234H98L97 236L95 235V238H94V240L96 239V243H95V241L94 240H91V238L92 237H94V235H88V234H90V233H88L87 235H88V237H89V239H88V237H87V235H86V238L84 239V242H85V240H87L88 239V243H86L85 242V245H83V246H81L80 247V249H78L80 252H85V250H87L88 251V249L89 248H92L91 249V251L94 253V255H93V253L91 254V256L90 257H92V255L94 256V257H92V259L94 258H96V255H98L99 254V252L97 253V251H102V253L103 252H105V251H103L100 247H99V250L98 249H96V247L94 248V247H92V246H96L97 245V248H98V246H99V242L101 243V242H103V241H101V239L102 240H104L105 241V239H108L109 237L112 239H109V240H111L112 242H113V240H116V242L117 243H119V245L115 242V244H117L118 246H120V245H123L124 243L126 244L124 247L122 246V249L124 250H126L127 249V251H133V249L137 252V250L139 251V250H141V249H139V248H142L141 246V243L143 244V246L146 244V243H148V242H150V236L152 235V233H155V231L157 230V227H153V226H155V225H157V221L156 220H158V218L157 217H159L161 214H163V217H164V220H165V217L167 218V216L164 214L166 211H167V209H166V211H160V209H157V207H155L156 205L155 204H153V203H155V201L153 202V199H149L150 201H148V198L147 197H150L148 194H143V193H141V192H143V191H141L142 190V186L140 187V185L142 184L143 185V183L145 182V180H144V178L146 177L143 173H140V172H142V169H143V171L144 170H146L147 169V167H148V171L146 170V172H148V175H149V173H151V169H153L154 170V164H155V161H156V157H157V155H158V153H156V149H154L153 147H150V148H147L148 150H149V152H147L148 150H146V148H145V155H146V153H148L146 156H148V158H146L145 159V155H143V156H145V157H143V156H141L140 157V159L142 160V162L140 163L141 164V167H143L142 169H141V167H140V164L138 163L139 161L138 160H132V159H127V157H124V156H122L121 155V153H120V151H121V147H122V144H123V140L125 139H123V136L122 135H120V134H118L119 135V137L118 136H116L117 135V132L119 131H117L116 129H120L121 127H117V125H119L120 123H122L123 121H124V119L126 120L127 118H128V114H126L125 112L127 111V113H129L130 112V109H131V107H129V106H136V105H138V107H142V106H140V105H145V106H147V104L148 105H150V101H152L153 100V102L151 103L152 104V109L154 108V109H156V107H158V105L160 104V100H161V98H162V96H163V94L165 93L164 92V90L165 91H167V90H171L172 91V93H171V91H168L169 93H171L170 95H171V97L172 98H174V100H173V102L175 103V104H180L183 100V98H184V100L186 99V97H185V94L183 95L184 97H182V94H183V92L185 93L186 91H187V89L189 88V85H187V83H185V79H183V80H181L183 77H181L180 78V74H181V72H180V74H179V70H180V68H178V69H176L175 71H172L170 74H165L166 73V71L167 72H169V69L171 68V66H172V63H171V61H173V59L175 58V60H178V56L179 57H185L186 55L185 54H187L186 52H189L190 51V49H191V51H196V54H197V56L199 57L198 58V61L199 62H203V61H205V57H207V56H209L208 58H207V60L208 59H210L211 57V55H210V52L208 53V51H209V49H208V45H207V43L206 42H208L207 40H210V37H212L213 35L214 36H216V34H213V33H217V32H215L216 30H213L212 32H211V28L212 29H214L215 28V26L217 25H215V23H216V19L218 18L217 17V15H222V16H220V18L221 17H225V19H228V18H230L231 16H235L236 14H241V12H243V9H244V12H246V13H248V15H249V13L251 12L252 14H254V15H252L251 13H250V17L251 18H254V17H257L258 16V14L257 15H255V9L257 8V2L255 3V0H187L186 2H184V4H182L181 2H179V1H177V0H155L156 1V3L151 7V12H152V15H148V14H143V13H141L140 12V10H139V8H140V1L141 0H131V5H130V7L129 8H127V7H124V6H122V5H119V6H117L116 8H112L111 9V5H110V0H104V2H106L105 4H104V2H103V0L101 1V0H91V1H89V0H53ZM89 1V2H88ZM171 1V2H170ZM190 1V2H189ZM254 3H253V2ZM258 1V0H257ZM260 1V6L262 5V2H264V0H259ZM262 1V2H261ZM11 2V3H10ZM91 2V3H90ZM94 2V3H93ZM102 4V5H104V6H102L100 3ZM109 2V3H108ZM252 4H250V3ZM22 3V2H21ZM52 3L53 4H56L55 6H53L52 5ZM87 3V4H86ZM108 3V4H107ZM192 3V4H191ZM229 3H231V5H229ZM233 3H235V4H233ZM44 4V5H43ZM205 4H207V5H205ZM224 4L227 6V5H229V6H225V8H223L222 9V7L224 6ZM232 4H233V6L235 5L237 8H235L234 7V9H232L233 7H232ZM238 4H240V6H239V8H238V6L237 5ZM256 4V5H255ZM264 4V3H263ZM28 5V6H27ZM37 5V6H36ZM43 5V6H42ZM107 5V6H106ZM15 6V7H14ZM25 6L22 8V10H27L26 8H25ZM35 6V7H34ZM44 6L46 7V8H44ZM91 6V7H90ZM99 6V8H97ZM206 7V9H205V7ZM254 6H256V8L254 9ZM260 6H258V10L256 9V11H257V13H259L260 12ZM264 5H262L261 6V8L263 7ZM20 7V8H19ZM31 7H32V9H31ZM38 7H39V9H38ZM42 7H43V9H42ZM59 9H58V8ZM92 7H95V8H92ZM174 7H179V8H187V9H189L190 11L191 10H193V11H191V14H192V16L199 22V27H196V28H194V29H191V30H189V31H187V32H184V33H179L177 30H175V29H177V23L176 22H178L179 20L181 21L182 19H183V16L181 15L182 13H179V16H178V18L179 19H177V20H174V19H171L170 20V18H168L169 16H168V13H169V11H170V9L171 8H174ZM230 7V8H229ZM242 9H241V8ZM16 8H18V9H20V10H18V9H16ZM25 8V9H24ZM64 9V8H66V9H64L63 11L64 12H62L60 9ZM89 8V9H88ZM92 8V9H91ZM98 10H97V9ZM107 8V9H106ZM191 8V9H190ZM96 9V10H95ZM240 9V10H239ZM249 9V10H248ZM254 9V10H253ZM12 10V11H11ZM14 10H15V15L17 16V17H14L13 15L11 16V14L14 12ZM30 10V11H29ZM36 10V11H35ZM39 10H40V12H39ZM58 10H60V11H58ZM66 10V11H65ZM94 10V11H93ZM110 10V11H109ZM182 10V9H181ZM221 10V11H220ZM223 10V11H222ZM231 10L233 11V10H236V12H234L235 14H232L231 13ZM247 10V11H246ZM100 11V12H99ZM219 11H220V13H219ZM237 11H239L240 13H238ZM259 11V12H258ZM61 14H60V13ZM166 12V13H165ZM225 12H226V14H225ZM243 12V13H244ZM4 15H2V14ZM11 13V14H10ZM222 13V14H221ZM229 13V14H228ZM246 13H244V14H246ZM23 16H21V15ZM97 14V15H96ZM134 14V15H133ZM167 14V15H166ZM11 17H10V16ZM19 15V16H18ZM107 15V16H106ZM113 15V16H112ZM180 15H181V17H180ZM228 15V18H226V16ZM2 16V17H1ZM10 18H9V17ZM84 16H85V18L87 19V18H91V19H93L94 20V22H95V24H94V27H93V29H89V30H87V32L88 33H86V34H88V36L85 34H83V39L80 41V40H78L77 41V34H78V32L79 33H81V31L83 30V28H82V30H81V28L79 29V27H84V25H86V23L85 22H83V21H85L86 19L84 18ZM110 16V17H109ZM160 16V17H159ZM164 16V17H163ZM167 16V17H166ZM6 17V18H5ZM7 17H8V19H7ZM22 17V18H21ZM94 17V18H93ZM107 17V18H106ZM157 17V18H156ZM163 17V18H162ZM3 18H5V19H7L6 21H4L3 20ZM113 18V19H112ZM145 18V19H144ZM220 18H218V20L220 19ZM34 19V20H33ZM50 19V20H49ZM96 19V20H95ZM98 19H100V20H98ZM110 19H112V20H110ZM116 21H115V20ZM143 19V20H142ZM154 19V20H153ZM22 20H24V21H22ZM44 20V21H43ZM80 20V21H79ZM83 20V21H82ZM102 20V21H101ZM109 20V21H108ZM124 20V21H123ZM221 20V19H220ZM219 20V21H220ZM25 21H27V23L25 22ZM107 21V22H106ZM121 21V22H120ZM141 21V22H140ZM174 21H175V23L176 24H172V23H174ZM202 21V22H201ZM3 22H5L4 24H3ZM29 22V23H28ZM98 22H99V24H98ZM116 22V23H115ZM120 22V23H119ZM159 22V23H158ZM226 22H227V20H226ZM12 24V27H11V24ZM50 23V24H49ZM81 23H83V26H81ZM85 23V24H84ZM110 23V24H109ZM205 23V24H204ZM242 23V24H241ZM240 24L241 25H239V27L237 28L238 29V32L239 31H241V32H239V33H243V35L244 36H247V34H248V31L247 30H245L246 29V27H247V29H248V23L246 22V24H245V21H242ZM7 26H6V25ZM16 25L15 27H14V25ZM28 25V27H25V25ZM74 24H76V25H74ZM80 24V26L78 27L77 25H79ZM106 24H108V26H106ZM119 24V25H118ZM163 24V25H162ZM218 24H219V22H218ZM230 23L229 22H227V27H223V29H226L227 30V32L230 34V32L233 30V26H231V25H229ZM18 25H21V26H18ZM26 25V26H27ZM39 25H41V27H38ZM48 25L50 26V27H48ZM53 25V26H52ZM63 25V26H62ZM73 25H74V27H73ZM99 25V26H98ZM105 25V26H104ZM126 25H128V26H126ZM155 25H157V26H155ZM215 25V26H214ZM23 26V27H22ZM75 26L76 27H78V29L77 28H75ZM96 26L98 27V28H96ZM117 26V27H116ZM154 26V27H153ZM214 28H213V27ZM19 29V30H22L21 32L17 29V28ZM38 27V28H37ZM42 27H45V28H42ZM54 27V28H53ZM56 27V28H55ZM59 27V28H58ZM115 27V28H114ZM217 27V26H216ZM39 28H40V30H39ZM49 28V30H50V28H53V30H55V31H53V30H47ZM67 28H72L71 30H69V29H67ZM75 28V29H74ZM132 28V29H131ZM135 28V29H134ZM32 30L31 32H30V30ZM43 29V30H42ZM44 29H45V31H44ZM121 29H123V30H121ZM24 30V31H23ZM66 30L68 31H71L70 32V34H68L69 33V31H68V33L66 32ZM111 30V31H110ZM131 30V31H130ZM150 30H152V31H150ZM155 30V31H154ZM174 30H175V32H174ZM229 30H231L230 32H229ZM7 31V32H6ZM26 31V32H25ZM44 31V32H43ZM53 31V32H52ZM113 31V32H112ZM133 31V32H132ZM201 31H203L202 33H203V35H201L200 36V34H201ZM205 31V32H204ZM34 32V33H33ZM130 32H132L131 34H130ZM163 32V33H162ZM178 32V33H177ZM210 32V37H209V39H207V37H208V33ZM11 35H10V34ZM29 33V34H28ZM33 33V34H32ZM59 33V34H58ZM91 33V34H90ZM156 33H158V34H156ZM173 33H174V35H173ZM199 33V34H198ZM228 33H227V35H228ZM3 34V35H2ZM5 34V35H4ZM12 34H14V35H18V36H20L19 38L17 37V40H16V38L12 35ZM38 34V35H37ZM74 35V36H76V38H74V36H72V35ZM113 34V35H112ZM159 34H160V41H159V38H158V36H159ZM213 34V35H212ZM240 34V35H241ZM64 35H67V36H69L70 37V35H71V40L74 38L75 40H70L69 41V37H68V39L66 38V37H64ZM120 35V36H119ZM122 35V36H121ZM151 35V36H150ZM177 35V36H176ZM4 36H5V38H4ZM45 36V37H44ZM78 36H80V34H78ZM91 38H90V37ZM179 36V37H178ZM189 36V37H188ZM192 36V37H191ZM197 36L199 37V38H197ZM206 36V37H205ZM10 37V38H9ZM35 37V38H34ZM37 37V38H36ZM161 37L162 38H164V41H162V39H161ZM174 37H175V39H174ZM200 37H205V42L203 41V39H202V41L203 42H201V39H200ZM11 38H13V39H11ZM64 38H66L65 39V41H64ZM94 38H97V40L95 39L94 40ZM186 38V39H185ZM20 41H19V40ZM33 39V40H32ZM59 39V40H58ZM87 39V40H86ZM123 39V40H122ZM196 39V40H195ZM14 40V41H13ZM19 41L20 42V44H21V47L23 48H21V47H19V49L17 48V46L15 47V45H16V41ZM21 40H23L22 42H21ZM58 40V42L60 41V40H62V41H64V43L62 42V44H61V46H60V44L58 45V43L57 44H55V42ZM100 40H102V42L100 41ZM198 40H200L199 41V44H198ZM51 41V42H50ZM68 41V42H67ZM157 41H159V42H161V43H164V44H160L159 42H158V44H157ZM13 44H12V43ZM16 42V43H15ZM31 42V43H30ZM45 42V43H44ZM89 44H88V43ZM94 42V43H93ZM98 42V43H97ZM115 42V43H114ZM154 42V43H153ZM170 42V43H169ZM196 42V43H195ZM202 44H201V43ZM50 43V44H49ZM52 43V44H51ZM75 43H77V45L75 44ZM80 43H84L83 44V46L84 47H86V54H88L87 55V58H89V59H87L86 58V60H85V62H86V66H87V69H85L83 72H81V73H78V74H80V75H78V76H76L75 77V81L74 82H72V83H70V84H67V86H65L64 88H63V90H61V91H63L64 93H62L61 91H59V92H61L59 95H60V97L59 96H57L58 95V93L59 92H56V93H48L47 92V89H45L46 87H47V80H46V77L49 75V76H59L60 74H70L72 71L70 70V66H68V63L66 62V59L64 60V58L65 57H67L66 55L67 54H69V53H71L72 52V50H74L77 46H78V44H80ZM113 44V45H111V44ZM153 43V44H152ZM19 44V45H20ZM25 45L26 47H23V45ZM34 44V45H33ZM54 44H55V46H54ZM161 46H160V45ZM192 44V45H191ZM194 44V45H193ZM196 44V45H195ZM200 44H201V46L202 47H199L200 46ZM205 44V45H204ZM57 45V46H56ZM90 45V46H89ZM116 45V46H115ZM117 45H118V47H117ZM151 45V46H150ZM158 45H159V47H158ZM167 45V46H166ZM191 45V46H190ZM199 45V46H198ZM15 47V49H14V47ZM50 46V47H49ZM52 46H53V48H52ZM150 46V47H149ZM157 46V47H156ZM188 46V48H186ZM192 46H194V47H192ZM197 46H198V48H197ZM34 47V48H33ZM55 47V48H54ZM121 47V48H120ZM192 47V48H191ZM207 47V48H206ZM17 48V49H16ZM27 48V49H26ZM32 48L35 50V48H36V50L34 51V53L36 54L37 52H39L38 54H37V56H39V57H37L35 54H33V51H32ZM58 48V49H57ZM64 48L66 49V50H64ZM73 48V49H72ZM91 48V49H90ZM148 48H150V49H148ZM151 48H153L152 50H154V51H151ZM197 48V49H196ZM202 48V49H201ZM205 48H206V50H205ZM264 49V42L261 44V49ZM28 49H30L29 50V54H30V51H31V54L30 55H28V53H27V51H28ZM38 49L40 50V51H38ZM41 49H43V50H41ZM61 51H60V50ZM70 49V50H69ZM108 49V48H107ZM145 49H148V50H150V51H148V50H145ZM155 49H157V51H155ZM184 49H187V50H184ZM195 49V50H194ZM15 50V51H14ZM59 50V51H58ZM94 50V51H93ZM140 50H142L141 52H140ZM160 50V51H159ZM189 50V51H188ZM201 50V51H200ZM18 51V52H17ZM57 51V52H56ZM64 51H66V52H69V53H64ZM146 51V52H145ZM199 51V52H198ZM263 52H264V50H262ZM14 52V53H13ZM15 52H17L16 54H15ZM19 52H21V53H19ZM58 52H60L59 54H57ZM62 52V53H61ZM74 52V51H73ZM139 54H138V53ZM148 52H150V53H148ZM155 52V53H154ZM159 52V53H158ZM263 52H261V53H263ZM26 53H27V55H26ZM135 53H137L136 55H134L136 58H134L133 57V55H131V54H135ZM152 53V54H151ZM184 53V54H183ZM11 54V55H10ZM13 54V55H12ZM26 55V57H25V55ZM56 54H57V56H56ZM64 54H65V56H64ZM149 54V55H148ZM150 54H151V56H150ZM207 54V55H206ZM24 55V56H23ZM54 55V56H53ZM58 55H60V56H58ZM61 55H63V56H61ZM70 55V54H69ZM68 55V57H76V55H75V53H71V55L69 56ZM91 55V57H89ZM139 55L140 56H142V57H139ZM185 55V56H184ZM21 56H23V57H25V58H27V57H33L35 60H36V62H35V64H34V68L32 67V68H22V67H16V66H13L12 65V61L14 62L15 60L17 61V58H19L20 57V59H22L21 58ZM131 56L133 57L132 59H131ZM138 56V57H137ZM155 56H156V58H155ZM175 56V57H174ZM205 56V57H204ZM263 56H264V54H263ZM59 57V58H58ZM146 57V58H145ZM153 57V58H152ZM173 57V59L171 60V58ZM11 58H13V60H11L10 61V59ZM14 58H15V60H14ZM47 58H48V60H47ZM51 60H54V62L53 63H50L51 61H50V59ZM63 58V59H62ZM91 58H92V60H91ZM139 58V59H138ZM141 58V59H140ZM183 58H179V60H181V59H183ZM258 56H255L253 59V61L251 62V65L249 66V71L251 72V73H246V78H243V80H242V82H240V86H241V84H242V86H241V89L242 88H244V86L246 87L247 86V84L251 81L249 78H253V79H255L256 78V74H258L259 72H260V69H262L263 67H264V60L262 59V61L260 60H258ZM262 58H264V57H262ZM3 59H6V60H4L3 61ZM37 59H39V60H37ZM57 59H61V60H58L57 62H55ZM94 59V60H93ZM134 59L136 60H138V61H141L140 63H144V65H142V64H140L138 61H134ZM143 59H145V60H143ZM260 59H261V57H260ZM46 60V61H45ZM88 60V61H87ZM143 60V61H142ZM155 60V61H154ZM203 60V61H202ZM258 60V61H257ZM6 61V62H5ZM147 62V65L145 64L146 62ZM4 62V63H3ZM9 62H10V64H9ZM41 62H42V64H41ZM79 62V61H78ZM88 62V63H87ZM135 62V63H134ZM137 62V63H136ZM152 62V64H150ZM168 62V63H167ZM1 63L3 64L2 66H1ZM5 63H7V64H9V68H12V67H15V68H12V69H8V73H9V76H10V78H8V73H7V71H5L6 69H7V67H6V65L7 64H5ZM15 63V62H14ZM134 63V64H133ZM260 63V64H259ZM41 64V65H40ZM48 64V65H47ZM94 64V65H93ZM136 64V65H135ZM37 65H40L41 67H43V66H45L44 68L46 69L45 71H44V69L38 74V72H37V70L39 71L40 69H38L40 66H37ZM135 65V66H134ZM137 65H140L139 67H141V69H143V66H146L145 68H144V70H140L139 71V67L137 66ZM164 65H165V67L168 65V67H167V69H166V71H164L165 69L163 68L164 67ZM4 66V67H3ZM11 66V67H10ZM66 66V67H65ZM91 66V67H90ZM258 66H260V67H258ZM52 67V68H51ZM64 67L67 69H64ZM131 67V68H130ZM137 67L139 68V69H137ZM3 68H4V70H3ZM6 68V69H5ZM92 68V69H91ZM258 68H260V69H258ZM18 69V70H17ZM37 69V70H36ZM48 69V70H47ZM56 71H55V70ZM89 69V70H88ZM136 69V72H133L134 70ZM3 70V71H2ZM33 71V73H31V74H28L27 75V73H28V71ZM88 70V71H87ZM137 70L139 71L138 73H137ZM152 70V71H151ZM178 70V71H177ZM259 70V71H258ZM16 71V72H15ZM23 72V75H22V72ZM31 71V72H32ZM62 71H63V73H62ZM144 71V72H143ZM154 71H156V72H154ZM178 73H177V72ZM249 71H247V72H249ZM15 72V73H14ZM27 72V73H26ZM35 72V73H34ZM55 73V74H53V73ZM58 72V73H57ZM60 72V73H59ZM89 72L91 73V74H89ZM132 72H133V74H135L134 76L132 75ZM153 72H154V74H153ZM173 72H175L174 74H173ZM252 72H253V74H254V76H253V74H252ZM256 72H258V73H256ZM16 73H21V77L22 76H24L25 74L27 75V76H25V77H23V78H21L20 77V74H17L16 75ZM25 73V74H24ZM30 73V72H29ZM82 73H84L83 75H81ZM86 73V74H85ZM137 73V74H136ZM150 73V74H149ZM160 73V76L158 75ZM176 73H177V75H176ZM5 74H6V77H3V75L5 76ZM12 74V75H11ZM13 74H14V76H13ZM51 74V75H50ZM129 74H131V75H129ZM19 75V76H18ZM71 75V74H70ZM84 75H86V76H84ZM152 75H154V76H152ZM155 75H156V77L158 78H161V80H159V82L161 81L162 83L161 84H159L156 80H158L157 78H155ZM158 75V76H157ZM168 75H174L172 78L171 77H169ZM256 75V76H255ZM129 76H131L130 78H129ZM19 77V78H18ZM44 77V78H43ZM83 77V78H82ZM85 77V78H84ZM136 77V78H135ZM152 77L153 78H155V80L154 81H156V82H153V81H151V79H152ZM169 77V78H168ZM176 77H179V78H176ZM249 77V78H248ZM9 79V80H5V79ZM82 80L83 79V82L82 81H80V79ZM167 78V79H166ZM16 79V80H15ZM105 79H106V81H105ZM128 79V80H127ZM12 80H13V82H12ZM40 80L42 81V80H44L43 82H41L40 83ZM79 80V81H78ZM88 80V81H87ZM168 80V81H167ZM179 80H180V82H179ZM244 80H245V82H247V84H244ZM5 81V82H4ZM78 81V82H77ZM108 81V82H107ZM182 81H184V83L186 84V86L185 85H181V84H184V83H182ZM205 81H207V82H205V84L207 85L208 84V80H205ZM76 82V83H75ZM80 82V83H79ZM95 82V83H94ZM110 82L112 83V84H110ZM169 82V83H168ZM170 82H172V83H170ZM175 82V83H174ZM178 82L180 83V84H178ZM38 83H40V84H38ZM79 83V84H78ZM117 83V85H115ZM120 83V84H119ZM124 85H123V84ZM177 83V84H176ZM212 82L210 81V83L206 86V87H208V92L210 91V92H212V89H213V85L211 84ZM155 84H158V85H155ZM166 84L168 85L167 87H166ZM172 84V85H171ZM46 85V86H45ZM74 85H75V87H74ZM120 85V86H119ZM149 85V86H148ZM180 85V86H179ZM36 86V87H35ZM42 86V87H41ZM45 86V87H44ZM96 86V87H95ZM156 86H158V87H156ZM177 86H178V88L179 89H181L180 87L181 86H183V90H185V88H186V90L185 91H183V92H181L180 94H178V96H176L177 94H175V93H177V91L178 92H180L178 89H177ZM185 86V87H184ZM187 86H188V88H187ZM209 86H212V87H209ZM44 87V88H43ZM71 87H74L73 89L71 88ZM159 87H161L160 89H159ZM163 87V88H162ZM169 87V88H168ZM69 88H70V90H69ZM97 88V89H96ZM130 88V89H129ZM155 88V89H154ZM240 88V87H239ZM46 90L45 91V93H44V91L43 90ZM65 89V90H64ZM94 89V90H93ZM29 90H30V92L33 94H31L30 92H29ZM66 90H69L70 92H72V94L69 92V91H66ZM160 90H161V92H160ZM240 90V89H239ZM40 91V92H39ZM97 91V92H96ZM100 91V92H99ZM159 91V92H158ZM162 91L164 92V93H162ZM173 91H175V92H173ZM181 91H182V89H181ZM39 92V93H38ZM47 92V93H46ZM65 92H67V93H65ZM96 93V94H94V93ZM99 92V94H97ZM101 92H102V94H101ZM152 92V93H151ZM154 92H155V95H154ZM158 92V93H157ZM209 92V93H210ZM16 93H18V94H16ZM27 93L29 94H31V95H29V96H32V98H30V97H28V95H27ZM34 93H35V95H34ZM45 94L44 96H43V94ZM10 94V95H9ZM39 94V95H38ZM56 94V95H55ZM71 94V95H70ZM146 95V100H145V96H143V95ZM151 94V95H150ZM162 94V95H161ZM14 95V96H13ZM24 95H25V99H24V101H23V98L22 97H24ZM95 95V96H94ZM101 95V96H100ZM140 95H142V96H140ZM159 95H161V96H159ZM180 95V96H179ZM264 95V94H263ZM13 96V97H12ZM20 96H21V98H20ZM34 96V97H33ZM36 96H38V97H36ZM61 96H64V99H63V97H61ZM70 96V97H69ZM108 96V97H107ZM152 96V97H151ZM159 96V97H158ZM174 96H176V99H175V97ZM13 99H12V98ZM14 97H15V99H14ZM40 97H43L42 99V103L41 102H39L38 103V98H40ZM52 97V98H51ZM58 97V98H57ZM66 97V98H65ZM135 97L136 98H141V97H144V101H139L138 102V100L139 99H135ZM147 97H149V98H147ZM151 97V98H150ZM156 97H158L157 99H159L158 100V102H157V104L155 103L156 102ZM179 97H182V98H180V100H181V102H179L180 100H178L179 99ZM264 97V96H263ZM10 98H11V100H10ZM28 98H30L31 99V101H30V99H29V104H28V102L26 103V101L28 100ZM34 98H37V100H35ZM54 98V99H53ZM67 98H68V100H67ZM106 98H107V100H106ZM153 98H155L156 100H155V102H154V99ZM231 98V99H230ZM230 98H228V101H227V103H226V106H229L228 108H226V114H227V116H226V118H225V121L227 122H229L230 120H231V122H234V120H235V122L236 121H239L240 120V116H238V115H240L241 114V109L238 107V105H234V104H236V103H240L241 101V99L238 97H236V96H234L233 97V95L232 96H230ZM232 98H233V100H232ZM7 99V100H6ZM8 99H9V102H6V101H8ZM17 99V100H16ZM33 99H34V101H33ZM149 99H151V100H149ZM238 99H240V100H238ZM40 100V99H39ZM48 100H49V102H48ZM51 100H53V101H51ZM105 100V101H104ZM111 100V101H110ZM149 100V101H148ZM34 103H33V102ZM35 101H36V104H37V106L39 105H42L43 107H41V108H43L44 110H42V109H39L38 107L37 108H35L36 110L34 111V107H36V105H34V106H32V104H35ZM106 101H107V103H106ZM138 103H137V102ZM146 101V102H145ZM178 101V102H177ZM235 101H237V102H234ZM51 102V103H50ZM54 102V103H53ZM108 102H111V104H109ZM136 102V103H135ZM143 102V103H142ZM148 102H150V103H148ZM8 103H9V105H8ZM50 103V104H49ZM53 103V104H52ZM56 103L58 104V105H56ZM106 103V104H105ZM112 103H114V104H112ZM140 103H142V104H140ZM145 103V104H144ZM153 103H155L154 105H153ZM159 103V104H158ZM228 103H229V105H228ZM232 103H233V105H232ZM20 104H22V105H20ZM31 104V107H32V109H33V111H32V109H31V107L30 106H28V105H30ZM61 104V105H60ZM120 104V105H119ZM121 104H122V106H123V104L125 105V106H121ZM133 104V105H132ZM178 104V105H179ZM231 104V105H230ZM11 105V106H10ZM25 105V106H24ZM27 105V106H26ZM54 105H56V106H54ZM104 107H103V106ZM109 105H111L112 107H110ZM157 105V106H156ZM6 106V107H5ZM54 106V107H53ZM58 106H59V108H58ZM126 106H127V109H124V108H126ZM25 107H26V109H28L29 108V110H30V112L29 113H31V114H33L32 116H28L29 115V113H28V115L23 111V109L25 110ZM28 107V108H27ZM47 107V108H46ZM101 108H103V110L101 109V113L99 112L100 111V109ZM107 107H110V108H107ZM235 107H236V110H235ZM238 107V108H237ZM97 108V109H96ZM121 108H122V113H121V111H119V109L121 110ZM130 108V109H129ZM229 108H230V111L232 112L233 110L235 111L234 113H236L237 112V114L238 113H240V114H238L237 115V117H236V115L235 114H233L232 113V116L231 117H235V119L233 118H231L229 115H231V112L229 111ZM39 109V110H38ZM85 109V110H84ZM94 109V110H93ZM105 109V110H104ZM107 109H109V110H107ZM129 109V110H128ZM232 109V110H231ZM264 105L261 107V109L259 110V112H261L262 114H260L259 113V115H260V120H255L254 122H252L251 123V125H250V127L251 128H253V130H256V131H263L264 130V118H263V116H264ZM14 110H15V113H14ZM38 110V111H37ZM53 110L55 111V112H53ZM56 110H57V112H56ZM86 110H88V111H86ZM91 110H93L92 112H90ZM95 110H97V111H95ZM118 110V112L120 113H118V112H116ZM126 110V111H125ZM239 112H238V111ZM13 111V114L11 113ZM19 113H18V112ZM34 112V113H32V112ZM38 113H37V112ZM41 113H40V112ZM43 111V112H42ZM107 112V113H109V114H107V113H105V112ZM112 111V112H111ZM129 111V112H128ZM263 111V112H262ZM2 112H5V113H2ZM22 112V113H21ZM114 112V113H113ZM124 112V113H123ZM230 112V113H229ZM2 113V114H1ZM21 113V114H20ZM38 115H37V114ZM40 113V114H39ZM46 113H47V115H46ZM54 113V114H53ZM56 113V114H55ZM92 113H93V115H92ZM112 115H114V117L111 119L110 117L112 116ZM229 113V114H228ZM5 114V115H4ZM10 114V115H9ZM15 114V117L16 116H18V117H16L17 118V120L16 119H14L15 117L13 116ZM16 114H18V115H16ZM25 114H26V116H25ZM30 114V115H31ZM44 114H45V116H44ZM91 114V115H90ZM94 114L96 115V116H94ZM99 114H101L100 116H99ZM118 114H119V116L120 117H118ZM122 114V115H121ZM124 114H126V115H124ZM8 115V116H7ZM36 117H35V116ZM54 115V116H53ZM108 115H111V116H109L107 119H106V117L108 116ZM124 115V116H123ZM234 115V116H233ZM44 116V117H43ZM51 116H53V117H51ZM122 116V117H121ZM13 117V118H12ZM21 117H22V120H21ZM30 117V118H29ZM50 117H51V119H53V120H49L50 122H48V121H46V120H48V118L50 119ZM100 117V118H99ZM117 117V118H116ZM127 117V118H126ZM262 117V118H261ZM10 118L12 119V120H10ZM47 118V119H46ZM94 118V119H93ZM98 118H99V120H98ZM119 118H123V119H120V121H119ZM227 118H231V119H228L227 120ZM237 118V119H236ZM31 119H33L32 121H31ZM36 119H38V120H36ZM43 119H45L44 121H43ZM98 120L97 122L95 121V120ZM102 119V121H103V123H102V121H100ZM14 120V121H13ZM25 120V121H24ZM94 120V121H93ZM110 120H111V122L113 123V124H116V126L115 127H117L116 129H114L115 131H116V133L114 134V138H112L113 136V134H110V133H108L109 131L112 133V131L114 132V130H113V125H112V123H110ZM9 121H11V122H13L12 123V125L9 123ZM18 121V122H17ZM24 123H23V122ZM34 121V122H33ZM40 121V122H39ZM41 121H43V124H41ZM91 121V122H90ZM100 121V122H99ZM106 121V122H105ZM260 121H261V123H260ZM27 122V123H26ZM39 122V123H38ZM48 122V123H47ZM116 122H119V123H116ZM16 123H18V124H16ZM21 123H22V125L23 126H25L24 128H25V130H23L24 128L22 127V125H21ZM28 123H32V126L30 125V126H28ZM47 123V124H46ZM93 123V124H92ZM97 123V124H96ZM100 123V124H99ZM102 123V124H101ZM104 123H107V126L106 125H104ZM110 123V124H109ZM196 123V122H195ZM91 124V125H90ZM94 124H96V125H94ZM197 124V123H196ZM254 124V125H253ZM257 124V125H256ZM260 124H262L261 126V128H262V130H261V128H260ZM34 125H35V128H34ZM46 125V126H45ZM49 125V126H50ZM88 125V126H87ZM100 125V126H99ZM102 125H104V126H106V127H104V128H102ZM110 125H112V127H110ZM155 125H157V130H155L154 129V131H156V132H158V133H160L159 132V130L158 129H160L159 127H161L159 124H154V126H153V128H155L156 126ZM256 125V126H255ZM45 126V127H44ZM48 126V129L49 128H51L52 126H50L49 127ZM92 126L94 127V128H92ZM96 126H99V130H96L97 128H96ZM253 126V127H252ZM255 126V127H254ZM259 126V128L258 129H255L256 127H258ZM16 128V129H15ZM55 128L56 129H58L57 127H55V126H53L52 127V129H50V132L53 134V133H55L57 130H55ZM101 128V129H100ZM45 129V130H46ZM47 129V130H48ZM96 130V131H94V130ZM111 129H112V131H111ZM40 130V129H39ZM55 132H54V131ZM59 130V129H58ZM88 130V131H89ZM30 131V130H29ZM29 131L27 132L26 131V134L23 136V137H25L26 135L28 136V135H31L30 133L32 132V131H30V133H29ZM42 131V132H41ZM49 131V130H48ZM48 131H47V133H48ZM53 131V132H52ZM94 133H93V132ZM97 131H99V132H97ZM21 132V133H20ZM23 132V133H22ZM37 132H38V130H37ZM36 131H34V132H32V135L31 136H33V134H35L33 137H34V142H33V140H31L29 137H31V136H29L28 137V139L30 140V142L34 145V146H32L31 147V145L32 144H30V142L29 141H27L28 139H25V138H23L22 137V139H21V141H26L27 143H29L30 145H27V143L26 142H24V149H22L21 147H19L20 146V144H22L23 142H21V143H18L19 145H18V147L20 148L19 150H18V152H20V153H17L18 155L19 154H21L20 156L22 157V158H20L19 160V163H22V161L21 160H23V159H26L27 158V160L28 159H30V157L31 156H33L34 155V152L32 151V150H34L33 148H36V146H37V142L35 141V137L37 136V141H38V143H39V141L40 140H43V139H40L41 137H42V135H43V137L45 138L46 136L45 135H47V133H45V131L44 130H40L38 133H37ZM40 132H41V136L39 135L40 134ZM48 133V136H49V138L50 137H52V136H54L56 139H62V140H56V141H59V142H54L55 140H54V138L52 137V138H50V140L48 139V136L44 139V142L42 143V144H38V146H37V148L36 149H38L39 148V150H36L35 149V157L37 158V160H35L34 159V156H33V160H32V158L30 159V160H32L34 163H36V164H40L41 162H42V160L44 159V161L46 162V158H50V157H47V156H44L43 154L45 153L46 155L48 154V156H51L52 154H54L55 153V151L57 150V148H58V146H59V144H61V142L62 143H65L66 141H67V139H68V141L67 142H69V137L68 136H66V134L64 135L63 134V132L65 133V131L63 130V131H60L59 130V132H58V134H57V132H56V134H57V136H55L56 134H54V135H52L51 133ZM62 132V133H61ZM20 133V134H19ZM29 133V134H28ZM43 133V134H42ZM59 133L61 134V135H59ZM118 133H120V132H118ZM39 136H38V135ZM63 134V135H62ZM88 134H89V132H88ZM52 135V136H51ZM59 135V136H58ZM27 136H26V138H27ZM60 136H62V138L60 137ZM33 137H31L32 139H33ZM42 137V138H43ZM58 137H60V138H58ZM66 138L67 137V139H64L63 140V138ZM115 137H117V139L115 138ZM172 137V136H171ZM170 137V138H171ZM174 137V136H173ZM47 139V140H46ZM51 139H53L54 141L53 142H51ZM100 139H102V140H100ZM119 139V140H118ZM121 139H123L122 141H120ZM172 139V138H171ZM99 140L100 141H102L101 142V144H99ZM105 140V141H104ZM110 140V141H109ZM228 140V139H227ZM227 140L225 139L224 141L226 142V143H228V146L226 145V146H224V147H226V149L225 150H227V149H231L230 151L229 150H227L226 152H224V154L226 153H231V154H227V156L228 157H233L232 155H234V157H236L237 155V151H238V153H239V155L240 154H243V151H244V149L242 148V147H240L239 149L237 148L236 149V147L235 146H233V144H231V142L229 143V142H227ZM45 141H46V143H45ZM48 141H50V142H48ZM103 141L105 142L104 144H102L103 143ZM109 141V142H108ZM116 141H119V142H121L122 144H120L119 142H116ZM42 141H40V143H41ZM66 142V143H67ZM116 142V143H115ZM225 142H224V144H225ZM47 143H50L49 145H47ZM52 143H55V144H52ZM89 143H91V144H89ZM119 143V144H118ZM25 144L27 145V146H25ZM43 144H44V146H43ZM52 144V145H51ZM69 144L70 143H68V146H69ZM230 144V145H229ZM36 145V146H35ZM42 145V147L43 148H41L42 149V151L44 152V150H45V152L43 153H41V151H40V146ZM53 145H54V149H52L53 148ZM63 145V144H62ZM71 145V144H70ZM91 145H95L94 147L95 148H93L92 149V147H91ZM115 145V146H114ZM118 145V146H117ZM21 146H23V145H21ZM46 146V147H45ZM48 146H50V147H48ZM57 146V147H56ZM97 146V147H96ZM114 146V147H113ZM27 149H26V148ZM44 147L45 148H47V150L46 149H44ZM229 147V148H228ZM56 148V149H55ZM88 148H90L89 150H88ZM97 148V149H96ZM109 148V149H108ZM154 150H153V149ZM233 148H235V149H233ZM18 149V148H17ZM31 149V150H30ZM51 149V150H50ZM91 149L92 150H97L96 152H94L93 153V151L91 152ZM112 149V150H111ZM233 149V150H232ZM21 150V151H20ZM29 151L30 153H31V151L33 152L32 154H30V156H29V152L27 153L26 152V157L25 156H23L24 154H25V152H24V154L23 153H21L22 151ZM52 150H53V152H52ZM83 150H84V152H83ZM109 150H111V151H109ZM151 150H153V151H151ZM46 151H48V153L46 152ZM114 151V152H113ZM117 153H116V152ZM38 152L40 153V155L42 154L43 155V157H45V158H42V156H40V159H39V154H38ZM51 153V155H49L50 153ZM89 152H91L90 154H93L92 155V159H91V157H90V154H89V156L87 157L86 155H88V153ZM151 152V153H150ZM83 153V154H82ZM112 153V154H111ZM121 155H119V154ZM236 153V154H235ZM23 154V155H22ZM80 154H81V158H80ZM143 154H144V152H143ZM149 154H151V155H149ZM176 154H178V155H176ZM258 154V153H257ZM79 155V157H76V156H78ZM120 156L119 158L120 159H118L116 156ZM176 155V157L178 158H174V156ZM259 155V154H258ZM28 156V157H27ZM104 156V155H103ZM115 156V157H114ZM174 156H173V160H176V161H174V163H176V164H178V162H179V157H180V155H179V153H176V152H174ZM17 157H19V156H17ZM84 157H87V159L85 158L84 159ZM94 157V158H93ZM113 157V159H111ZM75 158V159H74ZM78 158V159H77ZM116 158V159H115ZM154 161V163H153V161L151 160V159ZM154 158H155V160H154ZM42 159V160H41ZM47 159V160H48ZM68 159V158H67ZM74 159V160H73ZM82 159H84L85 160V162H86V165H87V163H88V161L91 163H88V167L87 166H85V164H84V167L83 168H78L77 167V164L79 163V162H81L82 161V163H83V160ZM100 159V160H101ZM114 159H115V162H113L114 161ZM253 161L251 162V163H247V167H248V169H247V172L243 175V177H241V182L243 183H247V182H249L251 179H252V177L254 176V173H253V171L251 170V169H253L254 168V166H255V164H254V161H255V163H257L258 162V159H259V157L257 156V155H255L254 157H253ZM27 160H23V161H27ZM36 162H35V161ZM41 160V162H39ZM87 160V161H86ZM95 161V165H93L94 163H93V161ZM117 160H118V162H117ZM121 160V161H120ZM140 160V161H141ZM144 160H148V162H147V164H146V161H144ZM150 160H151V164H150ZM178 160V161H177ZM257 160V161H256ZM29 161V160H28ZM31 161V162H32ZM43 161V162H44ZM107 161V162H106ZM124 161H126L125 162V165H124V167H123V164H124ZM133 162V163H131V162ZM30 162V161H29ZM29 162H28V164H29ZM33 162H32V164H33ZM39 162V163H38ZM97 163V164H96ZM104 163V164H103ZM114 163V166L112 165ZM115 163H118V164H115ZM127 163V164H126ZM135 163V164H134ZM137 163V164H136ZM152 163H153V165H152ZM32 164H29V166L30 165H32ZM120 164V165H119ZM133 164H134V166H133ZM143 164V165H142ZM145 164V165H144ZM249 164V165H248ZM34 165V164H33ZM91 165V166H90ZM102 165H104V166H102ZM112 165V166H111ZM147 165V167H144V166H146ZM150 165H152V168L151 169H149V166ZM250 165H252L253 167H251L250 168ZM97 166V167H96ZM108 166H109V169H110V172H108ZM116 166L118 167L117 169H116ZM76 168L77 170L76 171H79L80 169H82V171L80 170L79 171V173L78 172H76V171H74L75 169H73V168ZM87 169H86V168ZM93 169H92V168ZM103 167V168H102ZM115 167V168H114ZM131 167L133 168L132 169V172H131ZM137 167V168H136ZM151 167V166H150ZM154 167V168H153ZM85 168V169H84ZM101 168V169H100ZM106 170H105V169ZM137 170H135V169ZM250 168V169H249ZM89 169H91V170H89ZM96 169L98 170V171H96ZM99 169L101 170V171H103V172H105V174L106 175H104V173L103 172H100L99 171ZM113 169H114V171H113ZM113 172H112V171ZM121 170H122V173H120L121 172ZM130 170V171H129ZM107 171V172H106ZM119 171V172H118ZM135 171V172H134ZM138 171H139V173H140V175L138 176ZM150 171V172H149ZM18 172H22V169H21V167L19 166V168H18ZM88 172V173H87ZM92 172H99V173H93V174H91ZM111 172H112V174H111ZM123 172H124V174H123ZM130 172V173H129ZM137 172V173H136ZM153 172V171H152ZM221 172H222V170L220 171V170H217V171H215V172H213L212 174H210L209 175V178L210 177H219L220 178V180H219V184H218V187L220 188L221 186H222V177H223V175H221ZM81 173L83 174V175H81ZM101 173H103L102 175H101V177H100V175L98 176V174H101ZM114 173L116 174V173H119L118 175H120L119 177L118 176H116V175H114ZM78 174H80V175H78ZM92 175V176H89V175ZM94 174L96 175V176H94ZM111 174V175H110ZM135 174H137V176L135 175ZM141 174H143V175H141ZM222 174H223V172H222ZM109 175V176H108ZM151 176L153 175V173H151L150 174ZM79 176V177H78ZM81 176V177H80ZM88 176V177H87ZM99 178H98V177ZM114 176V177H113ZM122 176H123V179H122ZM131 176H133V177H131ZM70 177H72V178H70ZM86 177V178H85ZM94 177V178H93ZM97 177V178H96ZM110 177V178H109ZM130 177V178H129ZM137 177H139L140 178V180L137 178ZM70 178V179H69ZM77 178H79V179H77ZM89 178H91V179H93V180H90ZM101 178V179H100ZM105 178V179H104ZM114 178V180H112ZM135 178V181H136V179L138 180V181H136V182H134V180H132L131 181V179H134ZM67 179V180H66ZM102 180V181H100V180ZM242 179H244V180H242ZM249 179V180H248ZM79 180V181H78ZM115 180H117L116 181V185L114 184L115 183ZM130 180V181H129ZM77 181V182H76ZM87 181V182H86ZM92 181H94L93 183H92ZM104 181V182H103ZM110 183H109V182ZM113 181V182H112ZM123 181V182H122ZM139 181H143V183H137V182H139ZM106 182V183H105ZM108 182V183H107ZM122 183L123 184V186H122V188H121V186L119 187V183ZM132 182H133V184H132ZM66 183V184H65ZM76 183H78V184H76ZM118 183V184H117ZM136 183L138 184V185H136ZM48 184V183H47ZM105 184H107L108 186L106 187V185ZM121 184V185H122ZM155 184H158V186H155ZM94 185V186H95ZM104 185H105V188H103L104 187ZM109 185L111 186V187H109ZM127 185V186H126ZM130 185H132L131 186V188H130ZM149 185V186H148ZM147 185V189H149V190H156V191H159V190H161V185L157 182V183H153L152 182V185H151V183H149ZM151 185V186H150ZM154 185V189H152L153 186ZM159 185H160V187H159ZM203 185H204V182H202L201 183V185L199 184L198 185V187H197V189H199V190H197V193H198V191L200 192V197H199V195L197 196L198 198H199V200L201 199V200H203L204 199V192H203V194H202V189L201 188H203ZM113 186V187H112ZM115 186V187H114ZM139 188V189H137V187ZM62 186H58L57 187V189H59V192L58 191H56L57 189H54V190H51L52 188H50L49 186H45V188H44V191H43V189H42V191L43 192H41V195H44V194H46V193H48V194H46V196H48L49 194H50V196L51 195H58V194H64L65 193V191H64V189L63 188H61ZM81 187H79V188H81ZM129 187V188H128ZM136 187V188H135ZM151 187V188H150ZM157 187H158V189H157ZM49 188V189H48ZM70 189H68V190H70L69 192L67 191V189H66V192H68L67 193V195H68V197H66V199H67V201H65V203L67 204V206L65 205V208H64V210H66L65 211V216H64V214H61V216H62V218H61V216H60V214L58 213V210L57 209H54V207H53V209H52V211L54 212H52L51 211V209H50V207L49 206H52L51 205V203H50V201L48 202V201H45V204L48 202V205L46 206L47 208V210L46 209H44L43 211H51L52 213H53V215H52V213L51 212H48L49 213V215L51 214L52 216H51V220L54 218V216H55V214H56V218H58V220H56L55 218H54V220H52V222H54L55 223V225H54V223H52L53 225H54V229L53 230H55L54 232L55 233H57V234H53L54 232H52V231H50V232H48L47 233V240H48V242H49V244H52V247L53 246H55V244L54 243H56V245L57 246H55V247H58V246H60L59 244H62L61 243V241L59 240L60 239V237H61V233H62V229H60V227H57L60 223L59 222H65V220H67L68 221V219L71 217V215H72V219L73 218H75V215L74 214H72L71 212H75L74 211V209L75 208H77L76 207V205L77 204H80V201H79V198H78V196H77V198H78V201L79 202H76V200L77 199H75L74 201H72L73 199H74V196H76V195H72L73 193L74 194H80V190H84V189H79L78 187V189L77 188H74L73 190H72V188L71 187H69ZM108 188V189H107ZM141 188V189H140ZM47 189L50 191H53V193L51 192V193H49V191L47 192ZM62 189H63V191H62ZM119 189H121L120 191H119ZM129 189H131V190H129ZM135 189H136V191H135ZM76 190V191H75ZM78 190V191H77ZM102 190H103V192H102ZM108 192H107V191ZM124 190V191H123ZM126 190H129V193H128V191H126ZM46 191V192H45ZM55 191V192H54ZM76 193H75V192ZM106 191V192H105ZM113 191V192H112ZM117 191V192H116ZM122 191V192H121ZM45 192V193H44ZM60 192H62V193H60ZM72 194H71V193ZM82 192V191H81ZM98 194V199H97V195L95 194ZM110 192H112V194L110 193ZM120 192V193H119ZM127 193L126 195H127V197H125L126 195H125V193ZM58 193V194H57ZM72 195H70V194ZM110 195H109V194ZM119 195V196H116L117 194ZM121 194V195H120ZM64 195H66V194H64ZM115 197H114V196ZM133 195V196H132ZM145 195V196H144ZM70 196L72 197L70 200H69V198H70ZM81 196V195H80ZM100 196V197H99ZM105 196V197H104ZM107 196V197H106ZM124 198H123V197ZM128 196H130V198L131 199H126V198H128ZM135 196V197H134ZM143 196V197H142ZM65 197V196H64ZM92 197V198H91ZM95 197V198H94ZM102 197L104 198L103 200H102ZM113 197V198H112ZM118 197H120L119 199H118ZM151 197H152V195H151ZM52 198V197H51ZM100 198V199H99ZM106 198H107V200H106ZM113 199V200H111V199ZM145 198H147V199H145ZM36 199H38L39 200V198H35V200ZM95 199L97 200V201H101V205L99 204L100 202H94L95 201ZM115 199H116V201H118V202H116L115 201ZM118 199V200H117ZM123 199H124V201H123ZM145 199V200H144ZM64 200H65V198H64ZM68 200H69V202H68ZM104 200H106V202H107V204H106V202L104 201ZM110 200V201H109ZM119 200L121 201L122 200V202H119ZM126 200V201H125ZM130 200V201H129ZM147 200V201H146ZM108 201L109 202H112L111 203V205H109L108 204ZM114 201H115V203H114ZM127 201H129V202H127ZM41 201L39 200V201H36V203H40ZM72 202H74V205H72L71 203ZM127 202V203H126ZM147 202H150V204L148 203L147 204ZM152 202V203H151ZM94 203V204H93ZM102 203H103V205H102ZM118 203V204H117ZM125 204V205H123V207H122V205L121 204ZM160 203H161V201H160ZM70 204V205H69ZM115 204V205H114ZM146 204H147V208H146ZM153 204V205H152ZM37 205H39L37 208H34L33 210L35 211L36 209L38 210H36L37 212V214L38 213H40L41 212V210H39V208L41 207L40 205H42V203L41 204H37ZM82 205V206H83ZM93 205H95V206H93ZM105 205H108V206H106L105 207ZM151 205V206H150ZM155 205V206H154ZM72 206V207H71ZM73 206H74V209H72L73 208ZM78 206V205H77ZM86 206V207H85ZM98 206V207H97ZM104 206V207H103ZM121 206V207H120ZM142 206V207H141ZM154 206V207H153ZM48 207H49V209H48ZM66 207H67V209H66ZM92 207V208H91ZM95 207V211H94V208ZM118 207H120V208H118ZM145 207V208H144ZM43 207H41V209H42ZM45 208V207H44ZM116 208H118V209H116ZM163 208V205H161V210H165V209H162ZM70 209H72L71 210V212H70ZM101 209V208H100ZM108 209V210H107ZM116 210L115 212L116 213H114V214H116V215H114V214H112L113 213V211L114 210ZM144 209V210H143ZM157 209V212L155 211V210ZM57 210V213L55 212ZM111 210V211H110ZM119 210H120V212H119ZM149 210V211H148ZM151 210V211H150ZM154 210V211H153ZM158 210H159V213H158ZM105 211V212H104ZM140 211H144L143 213H141ZM71 214H70V213ZM102 212L105 214H102ZM106 212H108V213H106ZM117 212H119L118 214H117ZM42 213V212H41ZM64 213V212H63ZM109 213L111 214V216L113 217H111L110 215H109ZM146 213V214H145ZM157 215H156V214ZM58 214H59V216H60V218H59V216H58ZM68 214V215H67ZM70 214V215H69ZM91 214V215H90ZM153 214H154V216L157 218H155L154 216H153ZM160 214V215H159ZM167 214V213H166ZM108 215V217H110V219L112 218V221L109 219L108 220V218L106 217ZM150 215V219L151 220H153V221H155L154 223H156V224H153L152 225V227H151V225L150 224H147V222H150L151 220L149 219V216ZM154 217H152V216ZM165 215V216H164ZM67 216H68V218H67ZM74 216V217H73ZM104 217V218H103ZM105 217H106V219H105ZM115 217H116V219H119L120 221H119V223H118V220H116L115 219ZM121 217V218H120ZM148 217V218H147ZM161 218H163L162 217V215L160 216ZM159 217V218H160ZM61 219V220H60ZM65 219V220H64ZM113 219H115L116 221H113ZM156 219V220H155ZM70 220L71 219H69V222H67V223H69V225H71V224H76L75 222V220L74 221H72L71 220V222H70ZM263 221H264V218L262 219ZM57 221H59V222H57ZM102 221V222H101ZM107 221H109V222H107ZM143 221H144V223H143ZM153 221H151L152 223H153ZM106 222L107 223H110V224H113V225H107L106 224ZM111 222H115V224L114 223H111ZM150 222V223H151ZM59 223V224H58ZM71 223V224H70ZM146 223V224H145ZM151 223V224H152ZM74 224L73 225H71V226H74ZM142 226H141V225ZM143 224H144V227H143ZM145 225H148L149 226V228H148V226H147V228H146V226ZM70 226V227H71ZM112 226H116L114 229L112 228ZM143 227V228H142ZM151 227V228H150ZM249 227L250 228H253L254 227V225L251 223L250 225H249ZM57 228H58V230H57ZM108 228H110V229H113V230H109L108 231ZM141 230H140V229ZM156 230H155V229ZM107 229V230H106ZM145 229H148L149 230V232H148V230H147V233L146 234H148V235H146L145 234ZM151 229V230H150ZM228 229V228H227ZM62 230V231H61ZM103 230H104V232H105V230L106 231H108L107 233H106V235L107 236H109L108 238H106L105 236V234L103 233ZM140 230V231H139ZM143 230V231H142ZM154 231V232H150V231ZM264 230V229H263ZM263 230H261L262 232H263ZM96 233H95V232ZM99 231H101L100 232V234H101V236H100V234L98 233ZM145 231V232H144ZM52 232V233H51ZM58 232H61L60 234L58 233ZM124 232V233H123ZM144 232V233H143ZM50 233V234H49ZM104 234V235H103ZM137 234V235H136ZM143 235V236H141V235ZM145 234V235H144ZM150 234V235H149ZM51 235V236H50ZM64 234L62 233V236H63ZM104 236V238L105 239H103V236ZM136 235V238L134 237ZM54 236H56V237H54ZM59 236V237H58ZM117 236V237H116ZM122 236H125V238L124 237H122ZM137 236H139L140 237V239H139V237H137ZM149 236V238H147V237ZM212 236V235H211ZM262 236L264 237V234H262ZM54 237V238H53ZM96 237H98V240H97V238ZM132 237H134L135 238V240H134V238H132ZM27 238V239H26ZM25 238V240H23V241H25L24 243L22 242V245H21V243H20V239H18V240H20V241H18V240H16V243H15V250H16V254L14 255V258H15V256H16V258H17V260L19 261V263H23V261H25L24 260V258H22V260H21V257H25V256H23L24 254L26 255V253H27V256H28V253H30V252H33L32 250V245H31V247H30V245L29 244H32L31 242H29L30 240L28 239V237H26ZM48 238H50V239H48ZM101 238V239H100ZM124 238V240L122 241V239ZM147 238V239H146ZM63 239H64V237H62V242H63ZM137 239V240H136ZM146 239V243L143 241V240H145ZM100 240V241H99ZM126 240H127V242H128V244L129 245H127V242H126ZM130 240V241H129ZM147 240H149L148 242H147ZM28 243H27V242ZM52 241V242H51ZM94 241V242H93ZM110 241V242H111ZM51 242V243H50ZM122 242V243H121ZM130 242V243H129ZM145 244H144V243ZM18 243V245H16ZM58 243V244H57ZM92 243H95V244H92ZM137 243V244H136ZM140 243V244H139ZM20 244V245H19ZM27 244V245H26ZM87 244V245H86ZM134 244H135V246H134ZM88 245L90 246V247H88ZM92 245V246H91ZM16 246H17V248H21V247H23V249L22 250H20V249H18V252H17V248H16ZM20 246V247H19ZM26 248H25V247ZM87 246V248L86 249H84L83 250V247H86ZM28 247H30V248H28ZM121 247V246H120ZM81 248H82V251H81ZM24 249H26V250H30V252H27L26 251V253H24L23 254V252H25L24 251ZM76 251V253H75V255H74V257H73V261H78V257H80L81 256V253L79 252V251ZM97 250V251H96ZM20 251H21V253H20ZM79 252V253H78ZM90 252V251H89ZM97 254H96V253ZM108 251H106L105 253H107ZM101 252H100V254H102ZM18 254H22V256H19ZM32 254V253H31ZM30 254V255H31ZM96 254V255H95ZM79 255V256H78ZM120 256V255H119ZM149 256H151V254H149L148 255V257ZM43 257V258H42ZM41 257V261L42 262H45V260H46V257L47 256H42ZM20 258V259H19ZM118 258V257H117ZM111 259V258H110ZM44 260V261H43ZM150 260V257L149 258H147V261H149ZM47 261V260H46ZM200 260H192L191 262H190V264H203V262H204V264H212V262H211V260L209 261V262H206L205 263V261H200ZM0 262H1V260H0ZM111 262V261H110ZM168 262H169V264H173V259L171 258V257H167L166 259H164L163 260V263L162 264H168ZM172 262V263H171ZM260 262V261H259ZM261 263L262 264H264V259L263 260H261ZM261 263H258V264H261ZM2 264V263H1ZM110 264H118V262H117V260H115V261H113L112 263H110ZM229 264H244V262H242V263H240V262H232V263H229Z\"/></svg>",
  "mask_w": 264,
  "mask_h": 264
}]
</instances>
